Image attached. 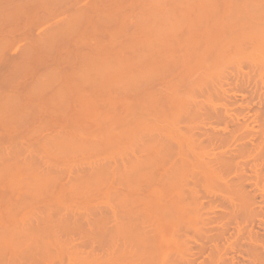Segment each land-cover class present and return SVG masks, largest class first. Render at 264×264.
Returning a JSON list of instances; mask_svg holds the SVG:
<instances>
[{
    "label": "rangeland",
    "instance_id": "1",
    "mask_svg": "<svg viewBox=\"0 0 264 264\" xmlns=\"http://www.w3.org/2000/svg\"><path fill=\"white\" fill-rule=\"evenodd\" d=\"M5 3L3 4V2H0V5H1V3L4 5H2L4 8H2V9H0V14H2V15H0V16H2V17H0V19H3V20H0V26L2 25V27H5L4 29L6 30V28H9L8 26H10L11 28L9 29V30H11V29H13L12 28V25H13V23H11L10 25H9V23L12 21V19H14V17L11 19V18H9L11 15H12V10L13 9H16L17 8V4H19V3H16V2H20V1H13L14 3H16V4H14V3H12V1H10L11 3H7V2H9V1H5V0H3ZM30 1H32V0H30ZM47 1V0H46ZM53 1H55V0H50L49 2V5H48V1L47 2H45V4H43V6H45L44 8H46V9H48V7H49V9L52 7V4H54V2ZM69 1H70V3H69ZM77 1H79V2H76ZM81 1H82V4H80L81 3ZM90 1L91 0H86V1H83V0H74V1H72L71 2V0H57V1H55V2H60L59 3V6H61V5H65V2H66V5L67 6H70V7H67L66 5L64 6V7H66V8H68V9H66V8H64L63 6L61 7L62 8V10H63V12H62V10H60L59 8V6H57L58 4H55L56 5V7L61 11V13L60 12H58L57 13V9H56V7L55 8H53L55 5H53V10L55 9L56 11H54L55 13V15L56 16H54V19L53 20H50V21H48L46 24L44 23V25L42 24V27L40 26H38V27H36V26H31V27H29V26H27V27H24L23 29V31L22 32H24V33H22V32H20V34H21V36H22V34H24L22 37L20 36V34H19V32L18 33H16V35L17 36H14V37H12V38H14L12 41H11V38L10 39H8L9 38V36H8V34H5V35H1L0 34V45L2 44H4L3 42H4V40H5V42H7L6 40L8 39V40H10L11 42H9L10 43V45H9V47L8 46H1L0 48L3 50V51H1V55H0V60L3 58V56L4 57H10V58H17L18 57V60L17 61H19V62H17V64L19 65V66H22V63L24 64L25 62V64L24 65H28V61H29V63H30V61H34V60H32V58H34V56H36L37 58L39 57V54H40V56H42L43 54L44 55H48L47 56V58L48 57H50L51 59L53 58V62H52V64H53V66L54 67H51L52 65H51V63H50V65L49 66H46L47 64V62L45 63L46 65H44L43 67L42 66H40V67H42L41 69H40V67L38 68L37 67V70H35V68H34V70H32L31 72L32 73H30L29 74V72H28V74L30 75V77L28 76V74H27V76L29 77V78H27V80H26V84H25V86L24 87H26V85H28L29 84V91H30V88L32 89L33 87V91L34 90H37V91H41V92H37L35 95L33 94V91H32V94L33 95H29L28 97L27 96H22V94H21V96L22 97H20V92L21 93H23V91L25 90V91H28V90H26L25 88H22V83L19 85L18 84V88L16 87V88H13L12 90H9V92L8 91H4V90H2V89H0V91H3V93H5V97L7 98V99H9V102H8V100H5L6 98L5 97H3L1 100H3V101H1L0 102V123L1 124H3V123H10L12 126H11V130H10V135L8 134V132L9 131H7L6 133V135L5 136H7V135H9L8 137L10 138H7V140L4 138V140H2L1 142H0V149H2V150H0V154L2 153V155H0V172H1V174L2 175H0V207H1V209H3V210H1L0 211V213L2 212L3 213V215H1L0 214V221L2 222L3 221V223H2V225L0 224V234L1 235H4V237L7 235V234H3V232L7 229V228H11V229H9V232H10V234H9V232H8V235H10V237H8V236H6L5 238L7 239V240H9V238H10V240L12 239V241L14 240L15 241V239H17L16 240V242H14V243H16V245L18 244L19 246H21V245H23L24 244V246H22V249H29L30 250V248H32L33 246H35V245H37V244H40V246L42 245V244H44L45 246H49V248H51L52 247V245H53V250L56 248V249H58V247H60V248H63V246L65 247V248H67L68 247V244H69V247H70V245H71V243H72V245H74V244H76V245H78L79 247H81L82 249H87V250H90L91 248H94L95 247V245L97 244V245H99L100 243L99 242H101L102 243V245L104 244V245H106V246H108L109 244H113V243H115V242H117V243H121L122 244V242H124L125 243V239H126V243L128 244V245H130L131 247H132V245H136V244H138V243H140L141 241V244L143 243V241H144V243H143V245H147V248L149 249V248H151V247H154V248H156V246H157V244L159 243L158 241H160V237L158 238V236H163V234L162 235H159V234H161L162 233V231H161V229L160 228H162V225L163 224H165L164 222H165V218H164V216H166V215H163V214H165V211L167 210V209H169V206L171 205L172 206V204H173V202L175 203L176 201H177V199H178V197H179V195L177 194V192H176V188H175V185L177 184H175V181H176V178L178 177V173L179 172H177V170H179V169H177L176 168V163L174 162V161H177L176 159H178L179 157H181V156H178V158H176V157H174L173 158V156H171V155H173V153L171 154V155H169L171 152H172V150H173V147L171 148V146H168V143L170 142L171 144H172V138H173V135H172V133L170 134V133H168L166 130H168V131H171L172 132V130L171 129H174V128H176V129H174V131L176 132V131H178V130H182L183 132H187V130H186V128H193V127H196L197 129L196 130H194V128H193V130H194V133L193 134H195L196 136H198V137H202L203 139H205L206 138V134H208V133H212V132H214L212 129L213 128H215V131H218V132H215V133H217V135L219 134V136L218 137H215L216 138V140L214 141H212V142H215V144L214 145H216V147H215V153H218L219 154V159H220V157L222 156V153H223V151H226V149H227V151L229 150V151H232V152H235L238 148H240L241 147V145H248V148L250 149V150H248V153H252L251 154V156L252 155H254L255 154V152L254 151H256V149L254 150L253 148H255V146H258L257 144H259V146L258 147H260V149H261V152H260V157H259V159H258V161H257V159L253 156V157H251V156H247L248 158H246L245 156H242L243 158L241 159V158H239V157H241V156H233L232 158H234L235 160H233V164H237V166H239V169H237L235 166V169H237V172L239 171V173L241 172V171H244L245 173H244V179L246 178V177H248V178H246L247 179V181H248V183H247V190L249 191V192H251V194H254L255 192L254 191H256V190H258V189H256L255 188V186H254V188H253V185H254V183H255V181H256V176H257V173L256 172H259L260 173V171H261V173L259 174L260 175V177H261V175L263 174L264 175V151H263V149H264V147H262V146H264L263 144H264V89H263V87H264V82L261 84V82L263 81L262 79H264V77H262V75L264 74L263 72H264V67L262 68V70H261V68H260V66L261 65H258L259 63H264V59H260V57L257 59L258 61L259 60H261V61H259V62H256V61H254L255 63H254V65H252L253 64V62H252V60H255V59H253L254 57L253 56H257V54H256V52H255V50H256V47H255V49H254V47H253V51L251 50V48H250V51L251 52H254L255 53V55H253V54H251V66H252V68H249V67H251V66H248L249 64H244V61L246 62V60H245V57L246 58H250V56H248V54H250V52L249 53H247L248 51L246 50L248 47L246 46V44L248 45V46H250L249 45V42H251L249 39L251 38V40L252 39H254V41H256L257 39V42H262L261 40L262 39H264V36H263V29H264V24H263V22H264V6H259V4H261V5H263L264 4V0H257L258 1V5L257 4H255V2L257 3V1L256 0H254V2H253V0H246V1H244V0H228V4H229V2H230V6L229 5H225L224 6V4L226 3L225 2V0H218V1H216V0H208V2L206 3V2H204V0H203V2H204V7H202V3L203 2H201L202 0H136L134 3L137 5V7H136V5L134 4V3H132V1H131V4H132V6L133 7H128L129 5L127 4V6H126V1L123 3L122 2V0H119V2L118 3H114L113 5H112V7H117V6H119L118 4L120 3V1L123 3V5L121 6L122 8H123V6L125 5V8H124V10L122 11V10H119V7L117 8L119 11H121V12H124L125 14H126V12H128V13H130V15L128 14V16H129V18L130 17H135L134 18V20H132V19H129L128 18V16H127V14L125 15L124 13H122V14H124V17L126 16V18L127 19H125L123 16H122V19L124 18L125 19V21L127 22L128 20H131L132 21V23H131V25H130V27H131V29L129 28V27H124V29L122 28L123 26H124V24L125 25H127V23H129V21L126 23V22H124V21H120L118 18H120L121 16H119L118 17V15L120 14V15H122L121 13H119V11L118 10H116V8L114 9V11L116 10V12H115V14L117 13V15H115V17H114V14L111 16V12L113 11L112 9H109L111 12H110V16L111 17H108V15L105 13V11H108V10H103V9H105L106 7H108V8H112L111 6H109L110 4H108V2L109 3H111V1L109 0V1H107V0H104V2H106L108 5L107 6H105L106 5V3H102V2H100L101 3V5L99 6V4H98V6L99 7H101V9L99 8V10L98 11H95V12H99V14L101 13V14H106V15H103V16H106V18L105 17H103L102 15H100V16H102V19H105V20H102V21H104L103 23V25L105 26L106 24H110L113 20V22L109 25V27H108V25L106 26V29L109 31V33H113L112 35H113V37H112V35L111 34H108L107 32H105L104 31V29H103V32H105V33H107L108 34V36L109 35H111V37L109 36V39H107L108 37L106 36V37H104V39H103V34L104 33H101V35L98 33V32H100L99 30H101V28H105V27H103V25L100 27V25H98V24H102V22H101V17H100V20L99 19H96L95 17H96V15H99V14H96L95 13V15H94V12H93V14L91 13V11L90 10H88V13H87V15L86 14H82V19H80L81 18V14H80V12H84L85 10H87V8L90 6L89 4H91L92 3V1H91V3H90ZM98 1V0H97ZM102 1V0H101ZM115 1V0H114ZM116 1H118V0H116ZM115 1V2H116ZM124 1V0H123ZM127 1H129V0H127ZM134 1V0H133ZM137 1H143L144 2V4L145 5H147L148 6V4L150 5V7H146L145 5H143V7H141L142 9L141 10H145L144 12H146V13H144V12H142L141 10H140V8H138V6H139V2H137ZM176 1V2H175ZM220 1V2H219ZM232 1V2H231ZM241 1H242V3L243 4H245V5H243V7L245 6V8H243L242 7V4H240L241 3ZM251 1V2H250ZM259 1H260V3H259ZM25 2V1H24ZM53 2V3H52ZM74 2V3H73ZM146 2V3H145ZM199 2H201V3H199ZM211 2V3H210ZM223 2H225V3H223ZM245 2V3H244ZM247 2V3H246ZM248 2H250L249 3V5L250 6H248V7H251L250 9L251 10H253V8H254V6H255V10H256V7L258 8V9H260L259 7H261L262 8V10L261 11H259V10H256V11H251V14H250V12H248V14H249V16L250 15H252L251 17H253V18H251L250 17V19H249V16L247 15H243V16H245V17H242V20H243V18H248V20H246L245 22H243V21H241V25L239 24L240 22V20L238 19L237 21L236 20H234V21H232V20H230V19H228L227 17H228V15L226 16V17H224V14H222L223 12H225L226 10L228 11H230V12H232L233 10H234V7L235 8H237V5L238 4H240V6L238 5V9H236V10H238V12H240L239 11V7H242L244 10H246V6L248 5ZM263 2V3H262ZM27 3V2H26ZM47 3V4H46ZM68 3V4H67ZM226 3V4H227ZM32 4V3H31ZM51 4V5H50ZM74 4V5H73ZM89 6H88V5ZM105 6V8H103V5ZM112 4V3H111ZM121 4V3H120ZM130 4V5H131ZM141 5L140 6H142V2L140 3ZM198 4L200 5L199 7H201V9L198 7ZM218 4V5H217ZM232 4V5H231ZM233 4H237V5H233ZM47 5V6H46ZM76 5V6H75ZM192 7H191V6ZM193 5H195V6H197L198 7V9H196L195 10V6H193ZM205 5H208V6H205ZM221 5H223L225 8V11L223 10V6L221 7ZM2 6H0V7H2ZM14 6H16V8L14 7ZM88 6V7H87ZM145 6V7H144ZM213 6H214V8H213ZM219 6V10L221 9V10H223V12L222 13H220V11H219V13L220 14H218V9H217V7ZM226 6L228 7L229 6V8L230 9H228V8H226ZM234 6V7H233ZM259 6V7H258ZM14 7V8H13ZM84 7H86V8H84ZM138 8V9H136V8ZM155 9H154V8ZM157 7H158V9H157ZM174 7L175 8V10L173 11L172 10V8ZM187 7L188 8V10L186 9L185 10V8ZM195 7V8H194ZM209 7H211L210 9L212 10V11H214L215 13L217 12V14H218V16H216L217 17V20H219L220 22L218 23L216 20H215V18L214 19H212V21H216V23H215V21L213 22L214 24H212V23H209V22H211V18L213 17V15L211 14V10H209ZM216 7V8H215ZM221 7V8H220ZM231 7H233V9L231 8ZM10 9V11H9V9ZM52 8H51V10H48V12H52ZM64 8V9H63ZM103 8V9H102ZM107 8V9H108ZM126 8H127V11H126ZM132 8H134V12H137V14L135 15V13H132L131 11L133 10ZM148 8H149V10H148ZM152 8H153V10H152ZM169 8V10H167ZM171 8V9H170ZM192 10V11H190V9ZM192 8H194V9H192ZM204 10H203V9ZM241 8V11H243V9ZM6 9V10H5ZM43 9V7L42 8H40V9H38L39 10V12L41 11ZM121 9V8H120ZM136 9V10H135ZM147 9V10H146ZM160 9H162V10H160ZM182 9V10H181ZM215 9H217L216 11H215ZM232 9V10H231ZM249 9V8H248ZM9 12H11V13H9ZM58 10V11H59ZM64 10H65V12H64ZM152 10V11H151ZM172 10V11H171ZM184 10V11H183ZM197 10H201L202 12H204L205 10L206 11H208L207 12V14L206 15H208V14H211V17L209 16H207V18H210V20H208V22L206 23L205 22V18H206V16H205V14L204 13H202L201 12V14H203V16L199 13V11H198V13H199V16H201V18L199 19L198 17H197ZM2 11V12H1ZM6 11V12H5ZM14 11V10H13ZM44 11V13H46L47 12V10L45 11V10H42L41 12H43ZM74 11H80L79 13H77L78 15H80L79 16V18L76 16V15H73L75 12ZM156 11V12H155ZM211 11V12H210ZM228 11V13H230ZM263 11V12H262ZM36 12V10L33 12V14ZM39 12H38V14H39ZM149 12V13H148ZM153 12V13H152ZM161 12V13H160ZM189 12H191V14L189 13ZM7 13H9V15L7 14ZM58 15H57V14ZM90 13L94 16L93 18H91V15H90ZM114 13V12H113ZM158 13V14H157ZM163 13V14H162ZM193 13H195V18H197L200 22H195L196 20H195V18H194V20H193V17H191V16H193L194 14ZM213 13V12H212ZM214 13V15H216ZM242 13H246L247 14V12H242ZM4 14V15H3ZM8 15V19H11L10 20V22L8 23V26L6 25V21H7V16H5V15ZM43 14V13H42ZM109 14V13H108ZM146 14V15H145ZM147 14H148V16H147ZM223 15V16H220V18H219V15ZM226 14H227V12H226ZM253 14H255L256 16L258 15L259 17H261V19H263V21H261V20H258V22H257V20H256V22L254 21V25H252L251 23H252V21L254 20V19H256L257 17L256 16H254ZM140 15H141V17H140ZM143 15V16H142ZM150 15V16H149ZM191 15V16H190ZM6 17V19H5V17ZM70 16H76L77 18H78V20H77V22L78 21H80L81 20V22L83 23H81L82 24V26H81V24H80V22L79 23H77V24H80V26L79 25H77V26H79L78 28H76L77 26L75 25L76 23L74 22L73 24L72 23H67L68 22V18L70 17ZM146 18H145V17ZM204 16H205V18H204ZM239 16H241V15H239ZM76 17H74L73 19H75ZM84 17H89V19L91 20H89V22H92V23H89L88 22V20L86 21L85 20V18ZM98 17V16H97ZM118 17V18H117ZM190 17V18H189ZM221 17H223V19L221 20ZM76 18V19H77ZM84 18V19H83ZM86 18V19H87ZM109 18V19H108ZM111 18V19H110ZM113 18V19H112ZM144 18V19H143ZM148 18V19H147ZM224 18H226V19H224ZM95 19V20H94ZM121 19V18H120ZM123 19V20H124ZM135 19H137V20H139L140 21V19H141V23L142 24H140L139 23V21H138V25H143V29L142 30H145V28L147 29V31H145V32H147V34H150V33H152V28H154V30H153V33H152V36L154 37H152L151 36V34H150V36H145V35H147L144 31H140V34H141V36L139 37L138 35H137V33H139V28H141L140 26L139 27H137L138 25H137V21L135 20ZM145 19H147V20H145ZM183 19H185V20H183ZM241 19V18H240ZM252 19V20H251ZM257 19H259V18H257ZM6 20V21H5ZM66 20H67V22H66ZM100 22H99V21ZM106 20H107V22H106ZM116 20L118 21H120V23H122V24H120V23H116V25L117 26H119L118 24H120V30H118V28H115V29H117L118 31H119V33L117 32H115L114 30H113V28L114 27H117V26H115V22H116ZM154 22H153V21ZM191 20H193V21H191ZM204 21L205 23H202V21ZM223 20H224V22H223ZM4 21V22H3ZM54 21V22H53ZM59 21H61L62 23H63V26H67V25H70V26H73V25H75V28L73 27V29H71V31L69 30V28H66V29H68V30H65V28H63L62 26L60 27V24H62V23H57V22H59ZM84 21H86V22H88V24L87 23H85ZM93 21L95 22V24L94 25H96V26H94L93 27ZM97 21H98V23H97ZM134 21H136L135 23H134ZM143 21V22H142ZM189 21V22H188ZM206 21H207V19H206ZM262 23H261V22ZM50 22V23H49ZM105 22H106V24H105ZM124 22V23H123ZM235 22V23H234ZM238 22V23H237ZM246 22L247 23H249L250 22V24H247V25H245L246 24ZM261 24H260V23ZM59 24V25H57V24ZM129 23V24H130ZM201 23V24H200ZM225 23V24H224ZM57 26H56V25ZM64 24H66V25H64ZM85 24V25H84ZM86 24H87V26H86ZM114 26H113V25ZM134 24H136V25H134ZM153 24V25H152ZM155 24V25H154ZM157 24V25H156ZM163 26H162V25ZM235 24H237V25H235ZM263 24V25H262ZM4 25H6V26H4ZM15 25V24H14ZM13 25V26H14ZM121 25H122V27H121ZM132 25H133V28H132ZM146 25V26H145ZM159 25V26H158ZM205 25V26H204ZM211 25V26H210ZM227 25V26H226ZM230 25V26H229ZM234 25V26H233ZM240 25V26H239ZM255 25H257V26H255ZM261 25V26H260ZM54 27L55 29H56V27H60V29L61 28H63V29H61V30H59L58 28H57V30L58 31H60V32H57V31H55L56 32V35H57V37H59V40L58 41H61L62 42V40L63 39H65V40H63V41H65V42H72L73 41V39H75V35L73 34L74 32H77V33H75V34H77V36H79L78 38H81L80 37V34H82L83 33V35L82 36H84V32H87L88 31V29L87 28H90L89 29V31H91V32H94V31H96V33H98L99 34V36L100 37H97V36H95V35H89V34H87V33H89V31L86 33V35H89V36H87V38L85 39L84 37H83V39L81 38V40H79V41H77L78 43H76V41L74 42H72L70 45L68 44V42L67 43H64V42H62V43H64L62 46L64 47H62L61 48V45H59L58 43L59 42H55L54 43V41H57V40H55V39H57L56 37H55V39H54V37L52 36L51 37V30H50V32H49V30L48 29H50L51 27ZM56 26V27H55ZM89 26V27H88ZM112 26H113V28H112ZM128 26V25H127ZM135 26L137 27V28H135ZM150 26V27H149ZM156 28H155V27ZM225 26H226V28L228 29L227 31H226V28H225ZM232 26V27H231ZM249 26H254V28H257L258 29V31H260V28H262L261 29V31L258 33V31H257V33H258V36L257 35H252V31H250L249 29H250V27ZM263 26V27H262ZM29 27V28H28ZM52 27V28H53ZM69 27V26H68ZM100 28L99 30L97 29V28ZM108 27V28H107ZM159 27V28H158ZM228 27H231V29L230 28H228ZM234 27H236V28H234ZM249 29H248V28ZM1 28V27H0ZM33 28V29H32ZM53 28V29H54ZM71 28V27H70ZM92 28V29H91ZM111 28V29H110ZM126 28L129 30V31H131L132 29V31H134V32H131V33H134L133 34V36H138L139 38L138 39H136V37L134 38L133 36H131V33H128L127 32V30H126ZM135 28V29H134ZM194 28V29H193ZM210 28V29H209ZM224 28H225V30H224ZM243 28H245L244 30H246L247 31V29H248V31H250L249 32V34H251V35H249L248 34V38L247 37H242V33L244 32L245 33V31L244 30H242ZM247 28V29H246ZM254 28L252 27L251 29L253 30V32H255V30H257V29H255L254 30ZM28 31H27V30ZM53 29H52V32H54L53 31ZM149 29V30H148ZM151 29V30H150ZM212 29H213V31H212ZM216 29V30H215ZM232 29H234V30H232ZM26 30V31H25ZM48 31V34H50V39H49V36H47L48 34H46L47 32L46 31ZM63 30V31H62ZM65 30V31H64ZM74 30V32H72ZM113 30V31H112ZM123 30V31H122ZM135 30L136 31H138L136 34H135ZM215 30V31H214ZM221 30H223L224 31V33L226 32H229V30H232V31H234L233 32V34L231 35L230 33H232V31H230L228 34H223L222 33V31ZM14 31V30H13ZM111 31V32H110ZM122 31V32H121ZM125 31V33H123ZM151 31V32H150ZM195 31V32H194ZM198 31V32H197ZM211 31V32H210ZM235 31H238V34H236L235 33ZM247 31V32H248ZM12 32V31H11ZM28 32V33H27ZM64 32V33H63ZM69 32H70V34H69ZM79 32H81V33H79ZM101 32H102V30H101ZM115 32V33H114ZM142 32H143V35H142ZM149 32V33H148ZM188 32V33H187ZM219 32V33H218ZM242 32V33H241ZM31 35H30V34ZM43 33V34H42ZM79 33V34H78ZM145 33V34H144ZM198 33V34H197ZM213 33H215V34H213ZM223 34V36L221 35V34ZM241 33V34H240ZM261 33V34H260ZM27 34V35H26ZM45 34H46V36H47V41H46V39H45V41H46V44H44V45H42L41 46V48L40 49H38V48H35V50H33L34 48H32V50L31 49H29V50H31V51H34V52H32V53H30L28 50V52L30 53L29 55H27V56H25L26 55V53L27 52H25V50H26V48H27V46L30 44V41H32V39H33V37H31V36H41V37H43V36H45ZM55 34V33H54ZM53 33H52V35H54ZM61 34H64V35H61ZM65 34L67 35L68 34V36L69 37H71L70 38V41L69 40H67L66 38H68V36H65ZM114 34H116V36H114ZM121 34V35H120ZM129 34V35H128ZM165 34V36L163 37V35ZM213 34V35H212ZM256 34V33H255ZM19 35V36H18ZM25 35H26V37H25ZM30 36V38H27V37H29ZM43 35V36H42ZM55 35V36H56ZM58 35H60V36H58ZM73 35V36H72ZM105 35V34H104ZM120 35V36H119ZM123 35H126L128 38H126V36H123ZM219 36V38H218V36ZM234 35H236V36H234ZM237 35H239L240 37H239V40L241 41V39L243 38V40L242 41H244V43H245V45H244V43H242L243 45L242 46H244V48H245V46L247 47L246 49H243L241 46H239V48L241 47L242 48V50H246L245 52L244 51H242L243 53H245V54H247L246 56H244L243 54H240L239 55V53L241 52V51H238L239 49H238V45L240 44V43H237L238 45H237V49H236V45L234 46V43H233V41H234V39H235V37H237ZM245 35H247L246 33H245ZM261 35H262V37H261ZM76 36V37H77ZM102 36V37H101ZM145 36V38L143 39V37ZM155 36H157L156 38H155ZM232 36H234V37H232ZM257 37V39L255 40V38ZM2 37L4 38V37H7V38H4V39H2ZM16 37V38H15ZM20 37V38H19ZM72 37H73V39H72ZM117 37H119V38H117ZM131 37H133V38H131ZM147 37V38H146ZM163 37V38H162ZM220 37H222V38H220ZM254 37V38H253ZM22 38V39H21ZM28 40H27V39ZM54 39V41H53V43H52V40ZM78 38H76V40H78ZM112 38V39H111ZM129 38H130V40H129ZM24 39V40H23ZM30 39V40H29ZM52 39V40H51ZM69 39V38H68ZM124 39V40H123ZM237 39V38H236ZM43 40V39H42ZM50 40V41H49ZM112 40V41H111ZM123 40V41H122ZM129 40V41H128ZM132 40H134V41H132ZM21 41V42H20ZM83 41V42H82ZM122 43H120V42ZM188 41V42H187ZM232 41V42H231ZM253 41V42H254ZM60 42V43H61ZM101 42V43H100ZM105 42V43H104ZM125 42V43H124ZM126 42H128L127 44L128 45H126ZM133 42V43H132ZM137 42V43H136ZM140 42V43H139ZM257 42H255V43H257ZM263 42H264V40H263ZM48 43V44H47ZM74 43V44H73ZM117 43H119V44H117ZM139 43V44H138ZM185 43V44H184ZM230 43H232V46H234V47H232L231 45H230ZM67 45V48H66V45ZM78 44V45H77ZM100 44H102V48H101V46H99ZM115 44V45H114ZM251 44V43H250ZM27 45V46H26ZM58 46V48L57 49H55L56 47L55 46ZM76 45V46H75ZM92 46V48H94V46L96 47V46H98V47H96V48H94L95 50H92V48H91V51H90V53L88 54V51L90 50V47ZM111 45V46H110ZM112 45H114V46H112ZM119 45H121L120 47L121 48H119ZM241 45V44H240ZM44 46V47H43ZM59 46H60V48H59ZM106 46V47H105ZM107 46H108V48H111V50H110V52H109V50H108V48H107ZM117 46V48H119V49H117L116 50V48H114V47H116ZM227 46H229L228 48H227ZM251 46H252V44H251ZM253 46H254V44H253ZM8 47V48H7ZM54 47V48H53ZM82 47V48H81ZM86 47H87V49H86ZM89 47V48H88ZM46 48V49H45ZM71 48V49H70ZM73 48V49H72ZM97 48H98V50H97ZM106 48V50H107V53L106 52H104V50L103 49H105ZM113 48V49H112ZM224 50H223V49ZM229 48H231V50H230V54H229ZM233 48H235V50H237V52H239V53H237V52H235L236 54H234L233 55V53H232V49ZM0 49V50H1ZM59 49H60V52H62V53H57V54H55L54 52H58L59 51ZM70 49V50H69ZM81 49V50H80ZM102 49V50H101ZM188 49V50H187ZM196 50V52H195V50ZM222 51H224V53L223 52H221V50ZM257 49H259V46L257 47ZM37 50V51H36ZM43 50V51H42ZM56 50V51H55ZM83 50V51H82ZM86 50V51H85ZM99 50H101V51H99ZM105 50V51H106ZM113 50L114 51H116V52H113ZM202 50V51H201ZM228 50V51H227ZM234 50V49H233ZM263 50L264 49H262V51L261 52H263ZM6 51V52H5ZM35 51H36V53L38 54H35ZM40 51V52H39ZM50 51H51V53H50ZM81 51V52H80ZM94 52V54H92L93 52ZM96 51V52H95ZM98 51H99V54H98ZM102 51L104 52V54L102 53ZM187 51V52H186ZM216 51H218L217 53H216ZM259 51H260V49H259ZM259 51L257 50V53H259ZM24 52H25V55H23L24 54ZM87 52V53H86ZM92 52V53H91ZM185 52H186V54H188V55H186L185 54ZM191 52V53H190ZM199 52V53H198ZM214 53V55H212V54H209V53ZM223 53L224 54V57H220L219 55H221V56H223V54H221V53ZM225 52H226V54H225ZM228 52V53H227ZM234 52V51H233ZM241 52V53H242ZM43 53V54H42ZM46 53V54H45ZM64 53V54H63ZM95 53H97V54H95ZM110 53V54H109ZM207 53V54H206ZM215 53L217 54V55H215ZM31 54H35L34 56H31ZM73 56H72V55ZM91 54H92V56H91ZM102 54V55H101ZM193 54V55H192ZM194 54H199L200 56H199V58L196 56V55H194ZM206 54V55H205ZM237 54L239 55V56H237ZM263 54H264V52H263ZM23 55V56H22ZM53 55H54V57H57V59H59V60H61L62 62H64V60H65V62H69V65L71 64V67H72V65H73V63L75 64V65H73V68H74V66H75V69L77 70H75V69H73V68H70L68 65V67L69 68H66V69H68V71H72V70H74V72L76 71L77 72V75L79 74L80 75V77H82V78H80L79 77V75H78V77H76L75 76V74H71L72 72H70V77L72 76V78H78L77 79V81H75L76 79H70V80H72L73 82H70V80H67V76H68V74H67V70H65L64 69V67H67V66H65L64 65V63L62 64L63 66V68L58 64V60H57V63L54 61V57H53ZM60 55V56H59ZM68 55V56H67ZM71 55V56H70ZM225 55H227V56H225ZM233 55V56H232ZM253 55V56H252ZM261 55V57L262 56H264V55H262V53L260 54ZM20 56H22V58L20 57ZM28 56H29V59H28ZM63 56V57H62ZM64 56L67 58V57H69V58H71V57H73V58H71V59H64V60H62L63 58H64ZM204 57V58H202V57ZM206 56V57H205ZM213 56H216V57H214V58H216L220 63H218L217 62V60L216 59H213ZM220 58H219V57ZM255 56V57H256ZM2 57V58H1ZM20 57V58H19ZM31 57V58H30ZM62 58V59H60V58ZM203 59H201V58ZM212 58V59H207V58ZM218 57V58H217ZM24 58H26L25 60L26 61H23V59ZM36 58V59H37ZM50 58H48V59H50ZM79 60H78V59ZM197 58V59H196ZM227 58H229V59H227ZM235 58H238V60L237 59H235ZM264 58V57H263ZM5 59V58H4ZM4 59H2V60H4ZM6 59H8V58H6ZM19 59H22V61L21 60H19ZM35 59V60H36ZM73 59V60H72ZM81 59V60H80ZM206 60V62H205V60ZM221 59V60H220ZM232 59L234 60V61H232ZM244 59V60H243ZM56 60V59H55ZM194 60V61H193ZM199 60V61H198ZM210 60L212 61V62H210ZM240 60V61H239ZM46 61H48L47 59H46ZM72 61V62H71ZM187 61V62H186ZM197 61H198V63L199 62H201V63H203V64H201L202 65V67L205 69V70H207V69H209L210 68V65H211V68L213 69V67H215L216 69H213L214 70V72L213 73H209V75H208V78H210V79H208L211 83V85H210V87L212 88L213 87V90L214 91H216V95L214 94L215 92H213L212 91V89L210 88V87H208L209 88V90H208V88L207 87H205V85H206V83H204L203 82V84H202V81H203V79H201V81H198V79H200V77L201 76H203V73H205V71H204V69L201 67H199L198 65H197ZM248 61V60H247ZM21 62V64H19ZM49 62H51V61H49ZM61 62V63H62ZM182 62H184V63H182ZM213 62L215 63V66L213 65ZM223 62H226V63H223ZM228 62V63H227ZM229 62H230V64H229ZM249 62V61H248ZM247 62V63H248ZM55 63H56V65H55ZM60 63V62H59ZM60 63V64H61ZM77 63V64H76ZM193 64L192 66H190L191 67V69H190V67H189V64ZM250 63V62H249ZM2 64V61L0 62V65ZM16 64V66H18ZM49 64V63H48ZM217 64H220V65H217ZM225 64V65H224ZM14 65V64H13ZM23 65V66H24ZM59 66L60 68H61V70H62V73H58V71H61V70H59L58 69V71H57V69L56 68H58V67H55V66ZM198 66L199 67V69L198 68H196V67H194V66ZM222 65V66H221ZM241 65V66H240ZM256 65V66H255ZM264 65V64H263ZM262 65V66H263ZM46 66V67H45ZM188 66V67H187ZM220 66H221V68H220ZM253 66H254V69H253ZM48 67V68H47ZM192 67H194L193 68V71H194V69L196 68V70L199 72H197L196 70L193 72L192 71ZM217 67H219V68H217ZM223 67V68H222ZM256 67V68H255ZM52 68V69H51ZM55 68V69H54ZM210 68V69H211ZM0 69H2L1 68V66H0ZM70 69V70H69ZM180 69V70H179ZM187 69V70H186ZM190 69V70H189ZM202 69H203V71H202ZM209 69V70H210ZM3 70V69H2ZM48 70V71H47ZM56 70V72H55V74H63V77H62V75H59V76H61L60 78L59 77H57V75L55 76L54 75V77L55 78H59V79H57V81H55L56 79H54L53 80V78H49V74L51 75V74H53V72ZM63 70H65V73L67 74V76H66V74H64V72H63ZM179 70V71H178ZM186 70V71H185ZM188 70L190 71V73L188 72ZM208 70V71H209ZM261 70V71H263V72H261V73H263V74H261L259 71ZM35 71V72H34ZM67 71V72H66ZM175 71H177V72H179L178 74H177V72L175 73ZM4 72V71H3ZM195 73V74H192V73ZM197 72V73H196ZM203 72V73H202ZM209 72H212V70H210ZM245 72V73H244ZM251 72V73H250ZM182 73H188V74H186V76L188 75L189 76V74H190V76H193V77H189V79H184V78H186V77H184L185 76V74H182ZM228 73V74H227ZM259 73L261 74V77H259L260 79H261V82L258 80L259 78L257 77V75H259ZM31 74H33V75H31ZM85 74V75H84ZM180 74V75H179ZM192 74V75H191ZM82 75V76H81ZM144 75V76H143ZM183 75V76H182ZM197 75V76H196ZM200 75V76H199ZM207 75V72H206V74L203 76V78H204V80L206 79L205 78V76ZM211 75V76H210ZM214 75V76H213ZM217 75V76H216ZM220 75V76H219ZM232 75H233V77H232ZM243 75V76H242ZM255 75V76H254ZM37 76V77H36ZM47 76V77H46ZM150 76H152V77H150ZM179 76H181V80H183V81H188L189 80V82L187 83V81H186V83H183V81H181V83H180V77ZM210 76V77H209ZM246 76V78L247 79H249V80H246V78H243V77H245ZM248 76V77H247ZM253 76V77H252ZM264 76V75H263ZM43 77V78H42ZM69 77V78H70ZM167 77V78H166ZM179 77V78H178ZM207 77V76H206ZM212 77H214V79L212 78ZM231 77V78H230ZM252 77V79H250ZM255 77V78H254ZM33 78V79H32ZM47 78L50 80L51 79V81L53 82V81H55V83H53V84H48V83H51V81H47L46 82V80H47ZM65 80H64V79ZM68 78V79H69ZM158 78V79H157ZM162 78H165V79H163L162 80ZM169 78V79H168ZM178 78V80H176ZM188 78V77H187ZM198 78V79H197ZM221 78V79H220ZM238 78V79H237ZM31 79H32V81H31ZM36 80V83H35V80ZM155 79V80H154ZM156 79L157 80H159V81H156ZM161 79V80H160ZM207 79H206V81H207ZM215 79H217V80H215ZM225 79V80H224ZM237 79V80H236ZM243 79V80H242ZM255 79V80H254ZM30 81V82H28L27 83V81ZM34 80V81H33ZM63 80V81H62ZM153 80V81H152ZM164 80H166V82L169 84H167V87L169 86V88L168 89H170L171 88V84H173V86L174 85H176V86H180L181 88H179L177 91L174 89V92L176 91V93L177 92H179V94H176V97L178 98H174V96H173V94H175V93H173V92H171V91H173L172 89L174 88V87H172V89H171V91H169L165 86H166V84H163L164 83ZM168 80V81H167ZM197 81L196 83H195V81ZM219 80V81H218ZM246 80V81H245ZM254 80V81H253ZM38 81V82H37ZM42 81V82H41ZM69 81V82H68ZM160 81H161V83H160ZM177 81L179 82V83H177ZM192 81L194 82L193 84H191L192 83ZM214 81V82H213ZM236 81V82H235ZM239 81V82H238ZM248 81V82H247ZM259 81V82H258ZM64 82H66V84L64 85ZM67 82L69 83V85L67 84ZM76 82V83H75ZM152 82V83H151ZM155 82V83H154ZM163 82V83H162ZM171 84H170V83ZM175 82V83H174ZM191 82V83H190ZM258 82V83H257ZM35 83V84H34ZM38 83H41V84H38ZM42 83H45V84H42ZM46 83H47V87H45V85H46ZM75 84V86H74V84ZM201 83V84H200ZM214 83V84H213ZM237 83V84H236ZM255 83V84H254ZM36 84L37 85H40L41 87H42V85H43V87L41 88V87H39V86H36ZM72 84V85H71ZM81 84V85H80ZM156 84V85H155ZM235 84V85H234ZM258 84V85H257ZM152 85V86H151ZM160 85V86H159ZM203 86V87H205V88H207V90H206V92H204V94L206 93L207 95H208V99H209V97H211L212 99L209 101L210 102V104H209V107H210V105L213 107L214 106V108H216V107H218V108H216V109H219L218 111H221V110H224V111H222V113H220L219 112V114H221L220 115V117H219V114L218 115H211V116H209V117H211L210 118V120L208 119L209 117H207V119L205 118L206 117V113H204V114H202V115H198V117H196L197 115H194V114H188V107H187V110L185 111V112H187L186 114L185 113H183L182 115H184L183 117L181 116V118H183V119H181L180 117L178 118V120H184V117H186L187 115V119L186 120H184V123H182L181 121H178L177 119H176V121H175V123H172V121H171V119L170 118H173V114H172V116H171V113H173V112H168L167 110L169 109V105H167L169 102H170V110H172L173 109V107L174 106H176V107H178V105L180 106V104H178V105H176V103L174 104V106L172 105V101H168V103L165 101V103L166 104H164L163 106H162V104H163V102H162V100L161 99H159V98H157V96L160 94V97L161 96H163V99H164V97L166 96L164 93H166L167 92V94L168 93H172V94H169L171 97H173V98H171V97H169L170 98V100L172 99V100H174L175 102H178V101H181V99H182V101L181 102H178V103H182L183 102V100H185V98L184 97H186V96H188L189 97V95H187L188 94V92H186V90L187 89H189V88H195V86H199V87H201V86ZM69 86V87H68ZM158 86V87H157ZM165 87V92L163 91H161V90H164V87ZM258 86V87H257ZM28 87V86H27ZM78 87V88H77ZM244 87V88H243ZM247 87V88H246ZM157 88V89H156ZM198 87H196V89L195 90H197V92L196 93H198L199 94V92H200V89L198 88ZM237 88V89H236ZM82 89V90H81ZM154 89V90H153ZM168 91H167V90ZM236 89V90H235ZM81 90V91H80ZM156 90H158V94H157V91ZM180 90V91H179ZM181 90H185V92H186V94H184V95H182V94H180V92H183V93H185L184 91H181ZM199 90V91H198ZM233 90V91H232ZM258 90V91H257ZM142 93H140V92ZM156 92L155 94H153V92ZM161 91V92H160ZM192 91V90H191ZM207 91H209V93H207ZM224 91H226L227 92V96H226V94H225V92ZM81 92V93H80ZM129 92V93H128ZM152 92V93H151ZM160 92V93H159ZM195 92H194V94H195ZM210 92L211 93H213L212 95L210 94ZM231 92V93H230ZM1 94H2V92H0ZM30 93V92H29ZM56 93V94H55ZM77 93V94H76ZM152 95H151V94ZM161 93H163V94H161ZM191 93V92H190ZM189 93V94H190ZM219 93H221V94H219ZM255 93V94H254ZM31 94V93H30ZM41 94V95H40ZM103 94V95H102ZM105 94V95H104ZM132 94V95H131ZM147 94H150V96L149 95H147ZM156 94H157V96H156ZM194 94H192L194 97H195V100H197L196 102H201V101H203L204 102V100L205 101H207V95H206V98L204 97V96H201L200 94V96L199 95H194ZM209 94H210V96H209ZM218 94V95H217ZM56 95V96H55ZM70 95V96H69ZM91 95V96H90ZM140 95V96H139ZM143 95V96H142ZM154 95V96H153ZM169 95H167V97L169 96ZM178 95V96H177ZM183 96V98H181L180 99V97H182ZM186 95V96H185ZM191 95V94H190ZM191 95V96H192ZM221 95V96H220ZM225 95V96H224ZM42 96V97H41ZM71 96H73V97H71ZM107 96V97H106ZM120 96H121V98H120ZM147 96H148V99L150 100V98L152 99V98H154L155 100H156V98L160 101L161 100V102H162V104H159V102H158V100H156L158 103H156L155 105L156 106H154V105H150L149 103L152 101H150L148 104H146L147 103ZM190 96V97H191ZM192 96V97H193ZM218 96V97H217ZM251 96V97H250ZM254 98H253V97ZM11 97V98H10ZM45 97V98H44ZM68 97V98H67ZM104 97H105V99H106V102H105V99H104ZM132 97V98H131ZM159 97V96H158ZM188 97H186V98H188ZM189 97V98H190ZM200 97H201V99H200ZM205 99H204V98ZM214 97H216V98H214ZM260 97V98H259ZM5 98V99H4ZM14 98V99H13ZM80 98V99H79ZM123 98V99H122ZM126 98V99H125ZM162 98V97H161ZM188 98V99H189ZM221 98V99H220ZM263 98V99H262ZM21 99V100H20ZM129 99V100H128ZM138 99V100H137ZM146 102H144L143 100ZM147 99V100H146ZM153 99V100H154ZM187 99V100H188ZM191 99V100H190ZM188 101L189 102H192L193 101V99L192 98H190ZM204 99V100H203ZM217 99V100H216ZM223 99V100H222ZM228 99V100H227ZM254 99V100H253ZM5 100V101H4ZM10 100L12 101V102H10ZM15 100V101H14ZM19 100V101H18ZM81 100V101H80ZM82 100H83V102H82ZM96 100V101H95ZM140 100V101H139ZM166 100H169V99H167L166 98ZM178 100V101H177ZM187 100H185L184 102H185V104L184 103H182L183 104V106L180 108V109H182V110H180V114H181V112L183 111V107H185V105L187 106ZM194 100V101H195ZM213 100V101H212ZM221 100V101H220ZM7 101V102H6ZM114 101V102H113ZM117 101V102H116ZM139 103V104H136L137 102ZM173 101V102H174ZM218 101H219V103H218ZM227 101V102H226ZM229 101V102H228ZM89 102V103H88ZM95 102V103H94ZM97 102H99V104H100V106H97L98 105V103ZM122 102V103H121ZM141 102H144L143 104H142V109L144 110V113L143 112H141V111H143L142 109H141V107L139 108V106H141L140 104H141ZM153 102H155V101H152L151 102V104L153 103ZM208 102V101H207ZM208 102V103H209ZM215 102V103H214ZM84 103V104H83ZM114 103H116V104H114ZM119 103H120V105H119ZM213 103V104H212ZM15 104V105H14ZM86 104V105H85ZM90 104V105H89ZM107 104V105H106ZM113 104V105H112ZM123 104V105H122ZM138 105L137 107V109L135 110V108L133 109V107H135V105ZM154 104V103H153ZM161 105V109H159L158 107H157V105ZM189 104V103H188ZM191 104V103H190ZM216 104H218L217 106H216ZM48 105V106H47ZM75 105V106H74ZM93 105V107H90V106H92ZM102 105V106H101ZM127 105V106H126ZM129 105V106H128ZM225 105V106H224ZM4 106V107H3ZM6 106H8V107H6ZM47 106V107H46ZM107 106V107H106ZM121 106V107H125L126 106V108L128 107H131L132 109H133V111H135V112H133L132 113V109L131 108H127L130 112L129 113H127V115L125 114V112L123 111H120V109H119V107ZM164 106H165V108L168 106V109H166V112H168L167 113V115L169 116V119L165 116V118H167L170 122L168 123V124H165V123H167L168 122V120L167 119H165L164 118V120H163V116H164V113L162 114V112H160V111H163L162 110V107H163V109H164ZM173 106V107H172ZM222 108H221V107ZM13 107H15V108H13ZM35 107V108H34ZM60 107H62V108H60ZM78 107V108H77ZM95 107V108H94ZM100 107V108H99ZM118 107V108H117ZM148 107V108H147ZM154 107H156V108H158L157 110L159 111V113L160 114H162V115H160L161 116V118L159 117V118H156V117H158L159 115H155V114H153L152 113V115H150V116H153V115H155V118L153 119V117H150L148 114L150 113V112H153V109L152 108H154ZM2 108V109H1ZM17 108H19V109H17ZM27 108V109H26ZM31 108V109H30ZM80 108V109H79ZM126 108L125 109H123V108H121V110L123 109V110H126ZM149 108H151L152 109V111H151V109H149ZM211 108V107H210ZM131 109V110H130ZM139 109V110H138ZM146 109H147V111L149 110V113L146 115ZM176 108H174V110H175ZM228 109V110H227ZM9 110V111H8ZM57 110V111H56ZM68 110V111H67ZM86 110H88L87 112H89V113H91L92 111V113H93V115H92V113L91 114H89L88 113V115H90V117H92V118H89V116L87 115V117L85 118V114H87V112H86ZM99 110V111H98ZM127 110V111H128ZM165 110V109H164ZM169 110V111H170ZM173 110V111H174ZM12 111V112H11ZM17 111V112H16ZM83 111V112H82ZM86 113H85V112ZM101 111H103V112H101ZM126 111V112H127ZM158 111L156 112L155 110H154V113L156 112V114H159L158 113ZM206 110H204V112H205ZM54 112V113H53ZM79 112H81L82 114H80ZM107 112V113H106ZM184 112V111H183ZM5 113V114H4ZM75 113V114H74ZM83 113H85V114H83ZM109 113V114H108ZM113 113V114H112ZM131 113V114H130ZM135 113V114H134ZM174 113H177L176 115L174 114V116L176 117H178V113L179 112H177V110L174 112ZM203 113V112H202ZM228 113V114H227ZM40 114V115H39ZM49 114V115H48ZM80 114V115H79ZM99 114V115H98ZM117 114V115H116ZM119 114V115H118ZM140 114V115H139ZM142 114H143V116H142ZM60 115V116H59ZM85 115V116H84ZM109 115V116H108ZM111 115V116H110ZM123 115V116H122ZM129 115H132V116H129ZM134 115H136V116H134ZM166 115V114H165ZM190 115H194L193 117L192 116H190ZM227 115V116H226ZM259 115V116H258ZM75 116H77L76 118H75ZM80 116V117H79ZM96 116H97V118H96ZM102 116V117H101ZM121 116V117H120ZM146 116V117H145ZM189 116H190V119L192 120H190L189 119ZM218 116V117H217ZM54 117V118H53ZM74 119H73V118ZM93 117H95L96 119H94ZM120 117V118H119ZM136 117V118H135ZM174 117V118H175ZM213 117H216V118H213ZM223 117V118H222ZM21 118H23V119H21ZM53 118V119H52ZM64 118V119H63ZM77 118H78V120H77ZM81 118V119H80ZM102 118V119H101ZM138 118H141V119H138ZM143 118V119H142ZM173 118V119H174ZM199 118V119H198ZM219 118V119H218ZM29 119H30V121H29ZM34 119V120H33ZM36 119H39V120H36ZM60 119V120H59ZM68 119V120H67ZM76 119V120H75ZM83 119V120H82ZM88 119V120H87ZM92 119V120H91ZM123 119H125V123H124V120L122 121ZM134 119V120H133ZM160 119L161 120H163V121H161L162 123H160ZM172 119V120H173ZM217 119V120H216ZM222 119H223V121H222ZM226 119V120H225ZM1 120H2V122H1ZM22 120H24V121H22ZM63 120V121H62ZM67 122H66V121ZM85 120V121H84ZM90 120V121H89ZM99 120V121H98ZM132 120V121H131ZM144 120V121H143ZM145 120H147V121H145ZM149 120H151L152 122H154L156 125H157V128L155 129V128H153V129H151L152 130V132L154 131V130H156V132L154 131V133H152L151 132V130H150V126H146V125H149V124H147V123H149L150 121ZM154 120V121H153ZM165 120H167L165 123H164V121ZM175 120V119H174ZM197 120V121H196ZM213 120V121H212ZM6 121V122H5ZM18 121V122H17ZM34 121V122H33ZM36 121V122H35ZM65 121V122H64ZM68 121H69V123H68ZM72 121V122H71ZM84 121V122H83ZM98 121V122H97ZM103 121V122H102ZM110 121V122H109ZM123 122L127 127H129V129L128 128H126L125 127V125H123L122 126V123H120V122ZM137 121H139L142 125H144V129L142 128V126L139 124V129H140V127L143 129H141V131H138L137 130V128H135V126H137L138 127V124L137 123H139V122H137ZM178 121V122H177ZM187 121V122H186ZM194 121V122H193ZM219 121V122H218ZM20 122V123H19ZM25 122V123H24ZM32 122V123H31ZM90 122V123H89ZM117 122H119V123H117ZM131 124V123H136V125L134 126V128H135V131H133L134 129L132 128L133 126V124H131V128H130V126H128V125H130L129 123ZM145 122H146V125H145ZM174 122V121H173ZM179 122H180V126L179 125H177V124H179ZM188 122H191V123H188ZM197 122H198V124H197ZM215 122V123H214ZM237 122V123H236ZM15 123V124H14ZM65 123H67V124H65ZM75 123V124H74ZM88 123V124H87ZM92 123V124H91ZM96 123V124H95ZM128 125H127V124ZM154 123H151L150 125H151V128L154 126H156ZM170 123H172L173 124V126L170 124ZM185 123H186V125H185ZM194 123V124H193ZM200 123V124H199ZM211 123H212V125H211ZM214 123V124H213ZM222 123V124H221ZM32 126H30V125ZM57 124V125H56ZM79 124V125H78ZM91 124V125H90ZM107 124V125H106ZM114 124H116V125H114ZM165 124V125H164ZM171 126H170V125ZM245 124V125H244ZM21 125V126H20ZM40 125V126H39ZM60 125V126H59ZM66 125V126H65ZM93 125V126H92ZM114 125V126H113ZM120 125V126H119ZM162 125V126H161ZM174 125H176L175 127H174ZM190 125V126H189ZM35 126V127H34ZM63 126V127H62ZM82 126H83V128H82ZM96 126V129L95 128H93V127H95ZM161 126V127H160ZM188 126V127H187ZM212 126V127H211ZM16 127V128H15ZM22 127V128H21ZM34 127V128H33ZM40 127H42V128H40ZM69 127V128H68ZM101 127V128H100ZM110 127H112V129L110 128ZM114 127V128H113ZM119 127H121V128H119ZM124 129H123V128ZM147 129H146V128ZM164 127H170V128H165V131L163 130L164 129ZM186 127V128H185ZM246 127V128H245ZM247 127H248V129H247ZM30 128V129H29ZM92 128V129H91ZM107 128V129H106ZM159 128H163V129H159ZM181 128V129H180ZM15 129H17V130H15ZM23 129V130H22ZM91 131H90V130ZM95 129V130H94ZM110 129V130H109ZM126 129H128V130H126ZM159 129V130H158ZM222 129V130H221ZM246 129L247 130H249V131H246ZM103 130V131H102ZM105 130V131H104ZM137 130V131H136ZM12 131V132H11ZM121 131V132H120ZM131 131H133V133L131 132ZM162 132V135H159V134H161L160 132ZM180 131H178V132H180ZM237 131H238V134H237ZM31 132V133H30ZM45 132V133H44ZM67 132H69V133H67ZM93 132V133H92ZM103 132V133H102ZM106 132V133H105ZM110 134H109V133ZM134 132H135V134H134ZM145 132V133H144ZM157 132H159V133H157ZM164 132H167L166 134H170V136L169 137H166L167 135H165V133ZM200 132V133H199ZM202 132V133H201ZM206 134H205V133ZM208 132V133H207ZM232 132V133H231ZM1 133H4V131H3V129L1 128L0 129V134ZM13 133V134H12ZM21 133V135H19ZM26 133V134H25ZM59 133H60V136L62 137H60L59 136ZM64 133V134H63ZM74 133V134H73ZM113 133H116V134H113ZM149 133V134H148ZM181 133V132H180ZM190 133V132H189ZM244 133H246L247 135L245 136V137H243V139L241 138V135H243ZM13 136H12V135ZM127 134V135H126ZM174 134V133H173ZM183 134V133H182ZM187 134V135H186ZM184 133V135L183 136H186L185 138L187 139H189L190 140V138L188 137L189 135H188V133ZM198 134V135H197ZM202 134V135H201ZM42 135V136H41ZM121 135V136H120ZM157 135V136H156ZM165 135V136H164ZM175 135V134H174ZM179 135V134H178ZM201 135V136H200ZM234 136V135H237V141L235 142V143H232L229 147H230V149H229V147H228V145H227V142L225 143V141H226V139L227 140H229L230 138H231V136ZM240 135V136H239ZM27 136V137H26ZM57 136V137H56ZM113 136V137H112ZM117 137V139H115L116 137ZM180 136V135H179ZM216 136V135H215ZM227 136H228V138H227ZM3 137V136H2ZM30 137V138H29ZM67 137V138H66ZM154 137V138H153ZM157 137V138H156ZM171 137V138H170ZM175 137H177V136H174V138L173 139H175V140H173L174 141V143H176L175 145H179V143H181V142H183V140L185 139H176ZM182 137V136H181ZM25 138V139H24ZM38 138V139H37ZM45 138V139H44ZM99 138V139H98ZM131 138L133 139V140H131ZM156 138V139H155ZM197 138V137H196ZM202 138H198L199 139V143H201V141H202V144H203V146L201 145V147H204L205 146V144H207ZM214 138V139H215ZM220 138L222 139V141L220 140ZM225 138V139H224ZM239 138V139H238ZM9 139V140H8ZM89 139V140H88ZM129 139V140H128ZM187 139V140H188ZM202 139V140H201ZM207 139V138H206ZM225 141H224V140ZM241 139V140H240ZM30 140V141H29ZM47 140V141H46ZM131 140V141H130ZM140 140V141H139ZM143 140V141H142ZM161 140H162V142H161ZM170 140V141H169ZM178 140H180L181 142H179ZM4 141V142H3ZM9 141V142H8ZM28 141V142H27ZM90 141V142H89ZM119 141V142H118ZM151 141H152V143H151ZM169 141V142H168ZM245 141V142H244ZM103 142V143H102ZM139 142H141V144L139 143ZM158 142V143H157ZM166 142V144H167V146L168 147H170V148H168L167 150H169V149H171V152H170V150H169V152L165 149V146H166V144H164ZM168 142V143H167ZM179 142V143H178ZM185 142V141H184ZM183 142V143H184ZM234 142V141H233ZM239 142V143H238ZM260 142V143H259ZM15 145H13V144ZM18 143V144H17ZM107 143V144H106ZM174 143L172 144V146H174V148H176L177 146H175L174 145ZM217 143V144H216ZM243 143H245V144H243ZM2 144V145H1ZM6 144V145H5ZM10 144V145H9ZM40 144V145H39ZM50 144V145H49ZM75 144V145H74ZM150 144V145H149ZM171 144H169V145H171ZM186 144V146H187V143H185ZM213 144V143H212ZM237 144V145H236ZM262 144V146H260ZM4 145V146H3ZM8 145V146H7ZM19 145V146H18ZM90 145V146H89ZM114 145V146H113ZM136 145V146H135ZM152 145H154V146H152ZM163 145H165V146H163ZM200 145V144H199ZM222 145V146H221ZM235 145V146H234ZM245 145V146H246ZM250 145V146H249ZM6 146L8 147V149L6 148ZM19 147V148H21V151L23 152V153H21L20 154V152H15L14 150L15 149H17V148H15V147ZM26 146V147H25ZM58 146V147H57ZM104 146V147H103ZM151 146V147H150ZM157 146V147H156ZM240 146V147H239ZM14 147V148H13ZM54 147V148H53ZM148 147V148H147ZM154 147V148H153ZM158 147H159V150H157L158 149ZM161 147H163V148H161ZM189 147H190V149H191V147L192 146H187V148L189 149ZM224 147V148H223ZM258 147H256V148H258ZM22 148H24L25 149V151H24V149H22ZM40 148V149H39ZM91 148V149H90ZM157 148V149H156ZM167 148V147H166ZM178 148V147H177ZM186 148V149H187ZM206 148V147H205ZM205 148L203 149V150H205ZM5 149V150H4ZM12 150V149H14L13 151H11V153H9L10 152V150ZM98 149L100 150V151H98ZM103 149H105V150H103ZM149 149H151L150 151H148ZM165 149V150H164ZM225 149V150H224ZM236 149V150H235ZM4 150V151H3ZM31 150V151H30ZM37 150V151H36ZM122 150V151H121ZM125 150V151H124ZM131 150V151H130ZM144 152H143V151ZM177 150V149H176ZM217 150V151H216ZM254 150V151H253ZM8 151V152H7ZM27 151L29 152V154L27 153ZM34 151V152H33ZM46 151V152H45ZM51 151V152H50ZM86 151V152H85ZM159 151V152H158ZM160 151H161V153H160ZM166 151H167V153H168V155H166ZM175 151V150H174ZM173 151V152H174ZM178 151V150H177ZM214 151V150H213ZM252 151V152H251ZM6 152H7V154H8V156L10 157V156H12V157H10L11 159H9V157L7 156V154H6ZM12 152L14 153V155L17 157V158H15V160H14V155H12ZM80 152V153H79ZM102 152V153H101ZM107 152V153H106ZM158 152V153H157ZM165 152V153H164ZM176 152V151H175ZM174 152V153H175ZM16 153H18V155H16ZM26 153V154H25ZM40 153V154H39ZM149 153V156L148 155H146V154H148ZM178 153V152H177ZM6 154V155H5ZM23 154V155H22ZM32 154V155H31ZM35 154V155H34ZM66 156H64V155ZM91 154V155H90ZM98 154H100V155H98ZM164 154H165V156H169L168 158L170 159L169 160V164H167V160L168 159H166V161H164L163 159H162V156H164ZM179 154V153H178ZM178 154H174V156L176 155H178ZM27 155V156H26ZM29 155V156H28ZM31 155V156H30ZM42 155V156H41ZM59 155V156H58ZM97 155V156H96ZM109 155V156H108ZM249 155V154H248ZM6 156V157H5ZM23 156V157H22ZM143 156V157H142ZM147 156H148V159H147ZM156 156H157V158H156ZM32 157H33V160H32ZM36 157V158H35ZM83 157V158H82ZM135 157V158H134ZM150 157V158H149ZM183 157V156H182ZM186 157V156H185ZM245 157V158H244ZM3 158V159H2ZM20 158V159H19ZM27 158V159H26ZM49 158V159H48ZM74 158V159H73ZM93 158V159H92ZM96 158V159H95ZM159 158V159H158ZM176 158V159H175ZM7 159H8V161H7ZM17 159L19 160V161H17ZM36 159H37V161H36ZM46 159V160H45ZM56 161H55V160ZM76 159V160H75ZM133 159V160H132ZM158 159V160H157ZM245 159V160H244ZM254 159V160H253ZM6 160V161H5ZM29 160H30V162H29ZM50 160V161H49ZM58 160V161H57ZM75 160V161H74ZM99 160V161H98ZM239 160V161H238ZM263 160V161H262ZM4 161V162H3ZM62 161V162H61ZM139 161V162H138ZM166 162L165 164L163 163V162ZM222 161V162H221ZM223 161L224 160H219V165H218V167H217V170L216 171H218L217 172V175L218 176H227L230 180H232L233 181V183H239V174H237V172H236V170H234V169H232V170H230V171H226V169L224 168V163H223ZM244 161V162H243ZM249 161H251V162H249ZM2 162V163H1ZM13 162H14V164H16L15 162H17V164L16 165H14L13 164ZM23 162V163H22ZM28 162H29V164H28ZM36 162V163H35ZM41 162V163H40ZM162 162V163H161ZM173 162V163H172ZM259 162V163H258ZM21 165H20V164ZM33 164V165H31V164ZM48 165H47V164ZM72 163H74V164H72ZM76 163V164H75ZM88 163V164H87ZM96 163V164H95ZM172 163V164H171ZM222 163V164H221ZM254 163H255V165H254ZM258 163V164H257ZM11 164H13V165H11ZM26 164H28V166L26 165ZM35 164H37V165H35ZM46 164V165H45ZM50 164H52V165H50ZM67 164V165H66ZM91 164V165H90ZM93 164V165H92ZM102 164V165H101ZM158 164V165H157ZM164 165V167H163V165ZM241 164V165H240ZM39 165V166H38ZM97 165V166H96ZM162 165V166H161ZM175 165V166H174ZM249 165H250V167H249ZM8 166H10V167H8ZM11 166H13V167H11ZM22 166V167H21ZM29 166H30V168H31V170L29 169ZM32 166H33V168H32ZM74 166V167H73ZM83 166H84V168H83ZM86 166V167H85ZM102 166V167H101ZM108 166V167H107ZM111 166V167H110ZM122 166V167H121ZM153 166V168H151ZM155 166H156V168H155ZM246 166V167H245ZM258 166V167H257ZM3 167H5L4 169H2ZM9 169H8V168ZM20 167V168H19ZM38 167H40V169L38 168ZM44 167V168H43ZM104 167V168H103ZM160 169H159V168ZM221 167H222V169H221ZM241 167V168H240ZM245 167V168H244ZM255 167V168H254ZM24 169V172H25V174H24V172H23V169ZM53 168V169H52ZM59 168V169H58ZM75 168V169H74ZM91 168V169H90ZM94 168H95V170H94ZM99 168V169H98ZM107 168V169H106ZM122 168V169H121ZM141 168H143V169H141ZM150 168V169H149ZM171 168V169H170ZM224 168V169H223ZM253 168V169H252ZM258 168V169H257ZM10 169H12V170H10ZM14 169H16L15 171H13ZM37 169V170H36ZM52 169V170H51ZM55 169V170H54ZM65 169V170H64ZM77 169V170H76ZM98 169V170H97ZM101 169V170H100ZM140 169V170H139ZM152 169V170H151ZM166 169V170H165ZM242 169V170H241ZM256 169H257V171H256ZM3 170V171H2ZM4 170L6 171V172H4ZM8 170V171H7ZM20 170H22V171H20ZM36 170V171H35ZM44 170V171H43ZM46 170V171H45ZM48 170V171H47ZM50 170H51V172H50ZM97 170V171H96ZM121 170V171H120ZM168 170V171H167ZM171 170V171H170ZM175 170V171H174ZM228 170V169H227ZM241 170V171H240ZM253 170V171H252ZM29 171V172H28ZM32 171V172H31ZM38 171V172H37ZM61 171H62V173H61ZM72 171V172H71ZM77 171V172H76ZM83 171V172H82ZM104 171V172H103ZM124 171V172H123ZM146 171H147V173H146ZM165 171H167V172H165ZM233 171V172H232ZM255 171V172H254ZM26 172H28V173H26ZM54 172V173H53ZM60 172V173H59ZM66 172V173H65ZM69 172V173H68ZM101 172V173H100ZM108 172V174H106ZM120 172V173H119ZM176 172H177V174H176ZM223 172V173H222ZM226 172V173H225ZM228 172H230V175H228L229 173ZM236 172V173H235ZM58 173V174H57ZM68 173V174H67ZM105 173V174H104ZM144 173V175H142ZM161 173V174H160ZM225 173V174H224ZM256 173V174H255ZM4 174H6V175H4ZM20 174V175H19ZM27 174V175H26ZM38 174V175H37ZM50 174V175H49ZM53 174V175H52ZM95 174H96V176H95ZM99 174V175H98ZM114 175V176H111V175ZM119 174H120V176H119ZM141 174V175H140ZM155 174V175H154ZM172 174V175H171ZM175 174V175H174ZM221 174V175H220ZM227 174V175H226ZM237 174V175H236ZM37 177H36V176ZM42 175V176H41ZM57 175V176H56ZM61 175V176H60ZM69 175V176H68ZM103 175V176H102ZM109 175V176H108ZM150 177H149V176ZM247 175V176H246ZM253 175V176H252ZM255 175V176H254ZM262 175V177L261 178H264V176ZM12 176V177H11ZM28 176H30L29 178H28ZM65 176V177H64ZM88 176V177H87ZM104 176H106V177H104ZM133 176H134V178H133ZM140 176V177H139ZM156 176V177H155ZM236 176V177H235ZM249 176H250V178H249ZM35 177V178H34ZM64 179H63V178ZM98 177H100V178H98ZM221 177H219V178H221ZM234 177V178H233ZM48 178V179H47ZM66 178V179H65ZM90 178V179H89ZM131 178V180L129 181V179ZM141 178V179H140ZM147 178V179H146ZM175 178V179H174ZM117 179H118V181H117ZM145 179H146V181H145ZM149 179V180H148ZM168 179V180H167ZM222 179V178H221ZM254 179H255V181H254ZM70 180V181H69ZM72 180V181H71ZM87 180V181H86ZM107 182H106V181ZM136 180V181H135ZM141 180V181H140ZM164 180V181H163ZM167 180V181H166ZM49 181V182H48ZM55 181V182H54ZM58 181V182H57ZM74 181H75V183H74ZM85 183H84V182ZM88 181H89V183H88ZM110 181V182H109ZM135 181V182H134ZM152 181V182H151ZM160 181V182H159ZM177 181H178V178H177ZM176 181V182H177ZM219 181H221V180H219ZM262 181V182H261ZM261 181H260V189L258 190L259 192L258 193H260V194H256L257 195V199L255 200V202H257V204H255V206H253L254 205V203H252V204H250L251 202H248L247 203V201H250L249 200V198H247V193H245L246 194V196H244V195H242V196H244L243 198H247V201H246V204H247V206H245V204L243 203V201L244 200H240V203H242L241 204V206L242 207H240V211H239V213H237L238 215H240V217L242 216V218H240L239 216H236L235 217V219L232 217H230V216H228V215H226L225 216V212L222 210V208L221 209H217V213H218V211H219V215L217 214V216H214V214H211V215H209V217H210V219H209V217H208V214L205 212H201L200 214H198L197 216H193V217H195V218H193L192 217V215L190 214V216L192 217H190L191 218V220H192V222H194V223H192L193 224V226L195 227V224L197 225L196 227H198L199 226V228H200V226L202 227V229L203 230H201L202 232H204V234H202L201 233V231H200V233H201V235H202V237H201V235L199 234V236H197V234L196 233H198V232H196L195 230H193L194 232H195V234L196 235H194L193 234V231H188L187 233H186V235H188L187 236V238H188V240H189V238H190V236L193 238V235H194V240L193 241H197V242H193L191 239H190V242L189 243H191L190 244V246H189V249L187 248L186 249V257L184 256V261L186 262H188V260L189 261H192L193 263L192 264H264V179H261ZM62 182H64V183H62ZM67 182H69L70 184V186L69 185H67L68 183ZM80 182V183H79ZM92 182H95V183H92ZM104 182V183H103ZM117 182H118V184H117ZM124 182V183H123ZM166 184H165V183ZM191 182V181H190ZM222 182V181H221ZM221 182H218L217 184H212L213 186H209V189H210V191L212 192V195L214 196V197H216V198H218V199H220L221 200V198H222V196L223 195H225L224 194V190H223V188H222V185H220L221 184ZM34 183H35V185H34ZM38 183V184H37ZM52 183V184H51ZM87 183V184H86ZM106 183H107V185H106ZM108 183H110V184H108ZM116 183V184H115ZM147 183V184H146ZM161 183V184H160ZM89 184V185H88ZM100 184V185H99ZM124 184V185H123ZM140 184V185H139ZM143 184H144V186H143ZM168 184V185H167ZM170 184V185H169ZM33 185V186H32ZM38 185V186H37ZM51 185V186H50ZM61 185V186H60ZM63 185H67L68 187H71V188H73V189H75L74 190V194H72L71 196H68L67 198H66V195L64 196V194L62 193V192H60V191H58L57 190V188L60 186V187H65V186H63ZM75 185V186H74ZM82 185V186H81ZM95 185V186H94ZM98 185V186H97ZM125 185H127V186H125ZM153 185V186H152ZM159 185V186H158ZM192 185V184H191ZM211 185V184H210ZM14 186V187H13ZM66 186V187H67ZM90 186V187H89ZM121 186V187H120ZM124 186V187H123ZM135 186V187H134ZM142 186V187H141ZM151 186V187H150ZM161 186V187H160ZM167 186H168V188H171V190L170 189H168L167 188ZM216 186H218V188L216 187ZM8 187V188H7ZM28 187V188H27ZM55 187V188H54ZM67 187V188H68ZM76 187H77V189H76ZM108 187V188H107ZM117 187V188H116ZM120 187V188H119ZM146 187V188H145ZM22 188V189H21ZM107 188V189H106ZM109 188H111L110 189V191H109ZM173 188V189H172ZM222 188V189H221ZM27 189V190H26ZM87 189V190H86ZM96 189V190H95ZM105 189V190H104ZM118 189V190H117ZM152 189V190H151ZM251 189H253V190H251ZM43 190V191H42ZM102 190V191H101ZM125 190L127 191V192H125ZM149 190H151V191H149ZM164 190V191H163ZM198 190H200V189H198ZM246 190V188H245V191H247ZM42 191V192H41ZM56 191V192H55ZM92 191V192H91ZM93 191H94V193H93ZM110 193H109V192ZM117 191V192H116ZM119 191H120V193H119ZM134 191H135V193H134ZM175 191V192H174ZM263 191V192H262ZM54 192V193H53ZM59 192V193H58ZM78 194H77V193ZM98 192V193H97ZM102 192H104V193H102ZM125 192V193H124ZM129 192V193H128ZM147 192V193H146ZM161 193V195H163L164 197H162L161 195H160V193ZM162 192H166V193H162ZM257 192V191H256ZM49 193V194H48ZM75 193H76V195H75ZM80 193V194H79ZM84 193V194H83ZM93 194V197H90V196H92V194ZM109 195H108V194ZM132 193H134V195H132ZM216 193V195H214ZM47 196H46V195ZM63 194V195H62ZM67 194V193H66ZM129 194V195H128ZM157 194V195H156ZM169 194V195H168ZM248 194H250V193H248ZM52 195V196H51ZM80 195H82V196H80ZM85 195V196H84ZM99 195H100V197H99ZM105 195H107V196H105ZM115 195H116V197H115ZM153 195H154V197H153ZM168 195V196H167ZM211 195V196H212ZM34 196H35V198H34ZM118 196V197H117ZM133 196V197H132ZM150 196V197H149ZM161 196V197H160ZM185 197H187V195H184ZM248 196H250V195H248ZM65 197V198H64ZM71 197V198H70ZM110 197V198H109ZM130 197L132 198V199H130ZM137 197V198H136ZM153 199H152V198ZM167 197V198H166ZM169 197V198H168ZM251 197V196H250ZM44 198H47V199H45L44 200ZM62 198H64V200L62 199ZM70 198V200H68ZM90 198V199H89ZM94 198V199H93ZM96 198V199H95ZM98 198H99V200H98ZM117 198V199H116ZM165 198V200H163ZM38 199V200H37ZM51 199H53L52 201H51ZM66 199V200H65ZM87 199H89V200H87ZM114 199V200H113ZM129 199H130V201H129ZM138 199V200H137ZM144 201H143V200ZM170 199H171V201H170ZM175 201H174V200ZM44 200V201H43ZM60 200V201H59ZM69 202H68V201ZM85 200H87V201H85ZM91 200V201H90ZM119 200V201H118ZM27 201V202H26ZM30 201H31V203H30ZM58 201V202H57ZM61 201H63L62 203H60ZM65 201V202H64ZM70 204V203H72V204H67V202ZM72 201V202H71ZM85 201V202H84ZM135 201V202H134ZM162 201H164V202H162L163 204L164 203H166L167 202V205L168 204H170L169 206H167V205H163L161 202ZM166 201V202H165ZM242 201V202H241ZM244 201V202H245ZM23 202V203H22ZM37 202V203H36ZM48 204H47V203ZM51 204H50V203ZM90 202V203H89ZM91 202H93V203H91ZM112 204H111V203ZM116 202V203H115ZM120 204H119V203ZM122 202V203H121ZM130 202V203H129ZM138 202V203H137ZM140 202V203H139ZM254 202V201H253ZM42 203V204H41ZM79 203H81V207L79 206ZM89 203V204H88ZM159 203V204H158ZM26 204V205H25ZM30 204H31V206H30ZM34 204V205H33ZM37 204V205H36ZM41 204V205H40ZM64 205V207H62L63 205ZM86 204V205H85ZM107 204V205H106ZM109 204H111V205H109ZM123 204V205H122ZM133 204H136V205H133ZM5 205H6V207H5ZM13 207H12V206ZM20 205V206H19ZM48 205V206H47ZM55 205H57V206H55ZM61 205V206H60ZM75 205V206H74ZM88 205H89V208H88ZM96 205V206H95ZM102 205V206H101ZM112 205H113V207H112ZM127 205V206H126ZM142 206V207H140V206ZM158 205V206H157ZM163 205V206H162ZM12 208H11V207ZM17 206V207H16ZM24 206V207H23ZM50 206V207H49ZM69 208H68V207ZM78 206V207H77ZM98 206H99V208L101 209H99L98 208ZM104 206V207H103ZM118 208H117V207ZM123 206V207H122ZM136 206V207H135ZM153 206V207H152ZM167 207V209L166 208H163V207ZM170 206V208L172 209V207ZM10 207V208H9ZM16 207V210L14 209ZM47 207V208H46ZM74 207H76V208H74ZM81 208V209H78V208ZM86 207V208H85ZM97 207V208H96ZM103 207V208H102ZM106 207V208H105ZM115 207V208H114ZM131 207V208H130ZM156 207H158V208H155ZM174 207V206H173ZM246 207H248V208H246ZM9 208V209H8ZM88 208V209H87ZM145 208V209H144ZM154 208V209H153ZM241 208H242V210H241ZM244 208H246V209H244ZM6 209V210H5ZM12 209H13V211H12ZM75 209V210H74ZM76 209H78V210H76ZM83 209V210H82ZM92 209H94V211L92 210ZM171 209H170V211H171ZM248 209V210H247ZM257 209V210H256ZM12 212H11V211ZM88 210H91V211H88ZM98 210V211H97ZM117 210H118V212H117ZM133 210V211H132ZM173 211L175 210L176 211V213H177V210H176V208H173L172 209ZM5 211H6V213H5ZM103 211V212H102ZM142 211V212H141ZM150 211V212H149ZM169 211V212H170ZM173 211H171V212H173ZM174 211V212H175ZM11 212V213H10ZM14 212V213H13ZM75 212V213H74ZM90 212H92V214L90 213ZM157 212V215L156 214H154V213H156ZM164 212V213H163ZM166 212H168V211H166ZM168 212V213H169ZM170 212V214H168L167 215V217L169 216V215H173L172 213ZM224 212V213H223ZM9 213V214H8ZM102 213V214H101ZM221 213H222V215H221ZM245 213V214H244ZM247 213V214H246ZM12 214V215H11ZM117 214V215H116ZM178 214V213H177ZM201 214H203V215H201ZM242 214H244V215H242ZM256 214V215H255ZM7 215H9V216H7ZM124 215V216H123ZM138 215H139V217H138ZM141 215H143V216H141ZM3 216H5V217H3ZM7 216V217H6ZM137 216V217H136ZM171 216H169V217H171ZM175 216H176V214H175ZM203 216V217H202ZM221 216V217H220ZM223 216V217H222ZM244 216V217H243ZM248 216V217H247ZM250 216H252V217H250ZM9 217H12V218H14V219H17V220H19V222L15 225V224H13L14 226H16V227H13V225H9V224H11V223H8V221H6L7 220V218H9ZM154 218V219H152V218ZM177 217V216H176ZM215 217V218H214ZM225 217H226V219H225ZM230 217V218H229ZM258 217V218H257ZM53 218V221H57L58 219H62L63 221H65V223L64 222H61V223H56V222H53V223H50L49 225H47V223H45V225H44V221H43V223H42V221H38L37 219H39V220H42V219H52ZM79 218V219H78ZM126 218H128V220L126 219ZM137 218V219H136ZM139 218V219H138ZM164 218V219H163ZM172 218H173V216H172ZM175 218V217H174ZM173 218V219H174ZM189 218V216L186 218V219H188ZM229 218V219H228ZM244 218V219H243ZM251 218V219H250ZM22 219H23V222H21L22 221ZM30 219V220H29ZM86 219V220H85ZM101 220V222H99L100 220ZM112 219V220H111ZM131 219V220H130ZM136 219V220H135ZM144 219H147V221H146V225L144 224V225H142V222L144 221ZM148 219H149V221H148ZM162 219V220H161ZM167 219V218H166ZM193 219H194V221H193ZM196 219V220H195ZM230 219H232V220H230ZM234 219V220H233ZM68 220V221H67ZM122 220V221H121ZM157 220V221H156ZM190 219L188 220V221H191ZM207 220V221H206ZM209 220V221H208ZM213 220V221H212ZM217 220H219L220 222L218 223V221ZM6 221V222H5ZM105 221V222H104ZM130 221V222H129ZM141 221V222H140ZM154 221V222H153ZM224 221V222H223ZM251 221V222H250ZM21 222V223H20ZM106 222H107V224H106ZM129 222V223H128ZM134 222V224H132ZM137 222V223H136ZM141 224H140V223ZM148 222V223H147ZM196 222V223H195ZM210 222L212 223L211 225H210ZM234 222V223H233ZM6 223H7V225H6ZM41 223V224H40ZM72 223V224H71ZM105 223V224H104ZM189 223V222H188ZM207 224V225H205V224ZM40 224V225H39ZM115 226H114V225ZM126 224V225H125ZM131 224V225H130ZM153 224H154V226H153ZM160 224H162L161 226H160ZM190 224V223H189ZM204 224V225H203ZM208 224H209V226H208ZM215 224H217V225H215ZM227 224V225H226ZM243 224V225H242ZM6 225V226H5ZM24 225V226H23ZM137 225V226H136ZM149 225H150V227H149ZM231 225V226H230ZM9 226H12V227H9ZM30 226V227H29ZM127 226V227H126ZM156 226H157V228H156ZM116 227V228H115ZM130 227V228H129ZM133 227V228H132ZM146 227H147V229H146ZM227 227V228H226ZM246 227V228H245ZM44 228L46 229V232H45V230H44ZM48 228H50V229H48ZM106 228V229H105ZM116 230H115V229ZM117 228H119L118 230H117ZM122 228H123V231H122ZM128 228V229H127ZM132 228V229H131ZM142 228V229H141ZM149 228H151V229H149ZM157 230H156V229ZM160 229V231H159V233H157V231ZM209 228H212V229H209ZM4 229V230H3ZM127 229V230H126ZM134 229V230H133ZM136 229V230H135ZM138 229V230H137ZM141 229V230H140ZM145 229V230H144ZM208 229V230H207ZM244 231H243V230ZM247 229V230H246ZM41 230H44V232L42 233V231ZM48 230V231H47ZM115 230V231H114ZM128 230H130V231H128ZM139 230H140V232H139ZM144 230V231H143ZM146 230L149 232H146ZM207 232H206V231ZM211 230V231H210ZM3 231V232H2ZM32 231V234L30 235V232ZM65 231V232H64ZM89 231V232H88ZM117 231V232H116ZM143 231V232H142ZM249 231V232H248ZM11 232L13 233V234H11ZM20 232V233H19ZM47 232H50V233H47ZM52 232V233H51ZM82 232V233H81ZM87 234H86V233ZM106 232V233H105ZM113 232V233H112ZM116 232V233H115ZM122 232V233H121ZM141 233V234H139V233ZM154 232H156V235L154 234ZM211 232V233H210ZM241 234H240V233ZM243 232V233H242ZM16 233V234H15ZM23 233V234H22ZM26 233V234H25ZM29 233V234H28ZM35 233L36 234H38V235H35ZM45 233H47L48 235H52L53 233V236L55 237L53 240H52V238H53V236L52 237H49V238H43V239H41V238H39V235L40 234H45ZM79 233H81V234H79ZM93 233V234H92ZM117 233H119V235H121V239L120 238H118V239H116V237H118L119 235H117ZM129 234V236H128V234ZM137 233V234H136ZM147 233H148V235H147ZM210 233V234H209ZM225 233V234H224ZM68 234V235H67ZM86 234V235H85ZM102 234V235H101ZM222 234V235H221ZM237 234V235H236ZM248 234H249V236H248ZM28 235H30V237H28L27 238V236ZM35 235V236H34ZM82 235V236H81ZM83 235H85V236H88V237H91V239L92 240H88L87 239V241L88 242H84V241H86L85 239L86 238H84L85 236H83ZM89 235H91V236H89ZM93 235H97L96 237L95 236H93ZM116 235V237H114V236ZM126 235V236H125ZM138 235V236H137ZM152 235V236H151ZM204 235H205V237H204ZM213 235V236H212ZM32 236V237H31ZM80 236V237H79ZM103 236V237H102ZM136 236V237H135ZM148 236V237H147ZM157 236V237H156ZM208 236H210V237H208ZM212 236V237H211ZM222 236V237H221ZM226 236V237H225ZM246 236H248V238L246 237ZM8 237V238H7ZM17 237V238H16ZM18 237H20L19 239H21V240H19L18 241ZM25 237V238H24ZM82 237V238H81ZM127 237V238H126ZM138 237V238H137ZM154 237H156V238H154ZM166 238H169V235L168 236H165ZM164 237V238H165ZM201 237V238H200ZM204 237V238H203ZM207 237V238H206ZM252 237V238H251ZM31 238V239H30ZM83 238H84V240H83ZM98 238V239H97ZM125 238V239H124ZM135 238V239H134ZM157 238L159 239L158 241H156L157 240ZM165 238V239H166ZM186 238V237H185ZM186 238V239H187ZM200 238V239H199ZM210 238V239H209ZM254 238V239H253ZM262 238V239H261ZM36 239V240H35ZM94 239V240H93ZM102 239H103V241H102ZM133 239V240H132ZM203 239V240H202ZM206 239V240H205ZM221 239V240H220ZM240 239V240H239ZM25 240V241H24ZM29 240H31V241H29ZM35 240V242L33 243L32 241H34ZM39 240H41V241H38ZM50 240H52V241H50ZM71 240V241H70ZM101 240V241H100ZM141 240V241H140ZM155 240V241H154ZM170 240V239H169ZM210 240V241H209ZM224 240V241H223ZM256 242H255V241ZM70 241V242H69ZM90 241V242H89ZM95 241H99L98 243H95ZM120 241V242H119ZM122 241V242H121ZM128 241V242H127ZM133 241H134V243H133ZM139 241V242H138ZM146 241V242H145ZM153 241V242H152ZM203 242V243H205L204 245L201 243V242ZM208 241V242H207ZM242 241V242H241ZM245 241H247V243H245ZM28 242H30V244H28ZM41 242H44V243H41ZM52 242V243H51ZM109 242V243H108ZM152 242V243H151ZM156 242H158L157 244H156ZM192 242H193V244H192ZM207 242V243H206ZM212 242V243H211ZM253 242V243H252ZM67 243V244H66ZM92 243H95V245L94 244H92ZM242 243V244H241ZM51 244V245H50ZM64 244V245H63ZM82 244V245H81ZM154 244V245H153ZM196 244V245H195ZM224 244H225V246H224ZM231 244H232V247L233 248H230V246H231ZM241 244V245H240ZM249 244V245H248ZM31 245V246H30ZM71 245V246H72ZM81 245V246H80ZM93 245V246H92ZM97 245H96V247H97ZM101 245V244H100ZM140 245V244H139ZM153 245V246H152ZM160 245V244H159ZM199 245H203V246H205L204 248H202L201 246H199ZM210 245V246H209ZM212 245V246H211ZM234 245V246H233ZM238 245V246H237ZM28 246H29V248H28ZM38 246V245H37ZM43 246V245H42ZM151 246V247H150ZM218 246V247H217ZM245 246V247H244ZM250 248H249V247ZM261 246V247H260ZM134 247V246H133ZM199 247H201V248H199ZM247 247V248H246ZM135 248V247H134ZM153 248V249H154ZM209 248V249H208ZM217 248V249H216ZM218 248H220L219 250L220 251H218ZM230 248V249H229ZM240 248V249H239ZM246 248V249H245ZM261 248V249H260ZM195 249V250H194ZM203 249V250H202ZM210 249H212V251L210 250ZM217 251V252H215V250ZM221 249H223V250H221ZM245 249V250H244ZM250 249H251V252H250ZM21 250V249H20ZM193 250V251H192ZM198 250H201V252L199 251V252H197ZM214 250V251H213ZM260 250V251H259ZM50 251H52V249L50 250ZM248 251V252H247ZM262 251V252H261ZM212 252H215V254L214 253H212ZM188 253V254H187ZM194 253H198L199 254V256H198V254L196 255V256H192ZM206 253V254H205ZM217 253V254H216ZM249 253V254H248ZM256 253H258V254H256ZM177 254V253H176ZM208 254V255H207ZM240 254V255H239ZM215 255V256H214ZM221 255H223V256H221ZM257 255V256H256ZM178 256V255H177ZM176 255H175V257L172 255V257L171 258H173L174 257V259H172V261H174L175 260V262L177 261H179V256H178V259H176V257H177ZM188 256H189V258H188ZM245 256V257H244ZM254 256V257H253ZM213 257V258H212ZM219 257V258H218ZM224 257V258H223ZM170 258V259H171ZM216 260H215V259ZM204 259V260H203ZM210 259V260H209ZM212 259V260H211ZM234 259V260H233ZM254 259V260H253ZM209 260V262H207ZM215 260V261H214ZM220 260V262H218V261ZM224 260H225V262H224ZM262 260H263V262H262ZM171 261V262H172ZM222 261V262H221ZM228 261V262H227ZM243 261V262H242ZM253 261V262H252ZM177 262H176V264H177ZM186 262V263H187ZM214 262V263H213ZM250 262V263H249ZM172 263H174V262H172Z\"/></svg>",
    "mask_w": 264,
    "mask_h": 264
},
{
    "label": "bare ground",
    "instance_id": "2",
    "mask_svg": "<svg viewBox=\"0 0 264 264\" xmlns=\"http://www.w3.org/2000/svg\"><path fill=\"white\" fill-rule=\"evenodd\" d=\"M5 1H6V0H5ZM7 1H9V0H7ZM7 1H6V2H7ZM10 1H12V3H14L13 1H15V0H10ZM10 1L7 2V3H11ZM16 1H20V2H16V3H19V4L16 5L17 8H16V6H14L16 9H13L14 11L12 10V15H11V16L9 15V13H11V12H9L10 9L8 8L9 11L7 10V11L9 12V13H7V14L10 16L9 18L12 19V18L14 17V19H12V21L10 22L11 19H8V15H7V14L5 15V16H7V21L5 20L7 26H8V23H9V22H10L9 25H10L11 23H13V25L15 24L14 26L12 25V28H13V29L9 30V29L11 28V27H10L11 25L8 26L9 28H6V30L4 29L5 27H2V25L0 26V27H1V28H0V34H1V35H5V34H8V33H9V34H8V36H9L8 39L11 38V41L14 39V38H12V37L17 36L16 33L19 32V34H20V32H22V31L24 30V29H23L24 27H27V26H29V27H31V26H33V27H34V26H36V27L39 26V27H40V26H41V27H42V24L44 25V23L46 24L48 21L53 20V19H54V16H56V15L54 14V13H55L54 11H56V10H55V9L53 10V8L56 7L55 4H58L57 6H59V3H60V2H58V3L55 2V1H57V0L53 1L54 4H52V7H53V5H55V6H54L53 8L51 7V8H52V12H51V11L48 12V10H51V8L49 9V7H48V9H46V8H44L45 6H43V4H45V2L48 1V5H49V3H50L49 1H50V0H47V1H46V0H32V1H30V0H16ZM24 1H25V2H24ZM64 1H65V0H64ZM72 1H74V0H71V2H72ZM83 1H86V0H83ZM91 1H92V0H91ZM91 1H90V3H91ZM107 1H109V0H107ZM110 1H111L112 4L109 3V2H108V4H110L109 6H111V7H112V5H113L114 3L116 4V3L119 2V0H118V1L115 0L116 2H115L114 0H110ZM125 1H126V6H127V4H128V5H129L128 7H133L134 5L132 6L131 1H132V3H134L136 0H134V1H133V0H129V1L124 0V1H123V0H122L123 3H124ZM146 1H147V0H146ZM148 1H149V0H148ZM196 1H197V0H196ZM198 1H199V0H198ZM198 1H197V2H198ZM206 1L208 2V0H206ZM206 1L204 0V2H206ZM216 1H218V0H216ZM226 1L228 2V0H225V2H226ZM229 1H230V0H229ZM244 1H246V0H244ZM256 1H257V0H256ZM0 2H3V4L5 3L3 0H0ZM26 2H27V3H26ZM53 2H52V3H53ZM75 2H76V1H75ZM77 2H79V1H77ZM77 2H76V3H77ZM100 2H102L103 4L106 3V2H104V0H102V1H101V0H98V1H97V0H93L92 3L89 4L90 6L87 4V5L89 6V7L87 6V7H88L87 10H85L84 12H80V11H79L80 14H81V13H82V14L84 13V14L87 15L88 10H90L92 14H93V12H94V15H95V13H96V14H99V12L97 13V12H95V11H98L99 8L101 9V7H99V6L101 5ZM113 2H114V3H113ZM122 2L120 1L121 4L119 3V4H118L119 6L115 7L116 10H118V9H117L118 7H119V10H122V11L124 10L125 5H124L123 8H122V7H121V6L123 5ZM137 2H139V6H138V8H140V10H141V9H142L141 7H143V5H145V4H144L143 1H141V2H142V6H140V5H141V4H140L141 2H140V1H137ZM175 2H176V1H175ZM201 2H203V0H202ZM201 2H199V3H201ZM204 2L202 3V4H203L202 7H204ZM207 2H206V3H207ZM219 2H220V1H219ZM225 2H223V3H225ZM227 2H226V3H227ZM231 2H232V1H231ZM250 2H251V1H250ZM250 2H248V5L246 6V7H247L246 10H244L243 8H245V6L243 7V5H245V4H243L242 1H241L240 4H242V7H243V8H242V7H239V11H240V12H238V10H236V9H238V5L240 6V4H238V5H237V4H233L234 6L237 5V8H235L236 6H235V7L233 6V7H234V10H233L232 12H230V11L228 10L230 13H228L227 10L225 11V9H224L225 7H224V6H225V5H229L230 2H229V4H228V3H227V4L225 3L224 6L221 5V7L223 6L222 8H223V10H224L225 12H223V10L220 9V10L223 12V13H222V12L218 9L219 6L217 7L218 10L215 9V11L217 10V11H218V14H220V13L224 14V17H226V16L229 14L227 18L230 19V20H232V21H234V20L237 21V20L239 19V20H240V21H239V22H240L239 24L241 25L243 22H245L246 20H248V18H243L244 21L242 20V17H245V16H243L244 14H245L246 16H247V15L249 16L248 12H250V14H251V11H256V10L261 11V10H262L261 7L264 6V4H263V5L259 4V6H261V7L258 6L260 9H258V8L256 7V10H255V9H254L255 6H256V5H255L254 8H253V10H251V9H250L251 7H248V6L251 5V4L249 5ZM253 2H254V0H253ZM16 3H14V4H16ZM31 3H32V4H31ZM69 3H70V1H69ZM73 3H74V2H73ZM145 3H146V2H145ZM208 3H209V2H208ZM210 3H211V2H210ZM244 3H245V2H244ZM246 3H247V2H246ZM259 3H260V1H259ZM262 3H263V2H262ZM3 4L1 3L0 6H2ZM46 4H47V3H46ZM60 4H61V3H60ZM67 4H68V3H67ZM80 4H82V1H81ZM98 4H99V6H98ZM103 4H102V5H103ZM108 4L106 3L105 6H107ZM115 4H114V5H115ZM130 4H131V5H130ZM134 4H135V3H134ZM149 4H150V3H149ZM149 4H148V6H147V5H145V6H146V7H150ZM255 4L258 5V1H257V3L255 2ZM50 5H51V4H50ZM65 5H66V2H65ZM65 5H64V6H65ZM73 5H74V4H73ZM116 5H117V4H116ZM135 5H136V4H135ZM217 5H218V4H217ZM231 5H232V4H231ZM3 6H4V5H3ZM3 6L0 7V9L4 8ZM46 6H47V5H46ZM62 6H63V5L59 6V7H60V8H59L60 10H62V8H61ZM64 6H63V7H64ZM66 6H67V5H66ZM75 6H76V5H75ZM105 6L103 5V8H105ZM145 6H144V7H145ZM190 6H191V5H190ZM193 6H195V5H193ZM199 6H200V5L198 4V7H199ZM205 6H208V5H205ZM229 6H230V5H229ZM229 6H228V7L226 6V8L230 9ZM251 6H252V5H251ZM14 7H13V8H14ZM42 7H43L42 10H45V11L47 10L46 13H44V11L41 12L42 10L39 12L38 9H40V8H42ZM67 7H70V6H67ZM136 7H137V5H136ZM136 7H135V8H136ZM191 7H192V6H191ZM195 7H196V8H195ZM195 7H194L195 10L198 9L197 6H195ZM221 7H220V8H221ZM233 7H231V8L233 9ZM252 7H253V6H252ZM64 8H66V7H64ZM64 8H63V9H64ZM84 8H86V7H84ZM103 8H102V9H103ZM107 8H108V7H106V8L103 9V10H108V11H105V13L107 12L106 14L108 15V17H111L113 14H114V17H115V15H117L118 12L115 14L116 10L114 11V9H115L114 7H112V8H108V9H107ZM113 8H114V9H113ZM120 8H121V9H120ZM138 8H136V9H138ZM153 8H154V7H153ZM153 8H152V10H153ZM155 8H156V7H155ZM155 8H154V9H155ZM171 8H172V7H171ZM171 8H170V9H171ZM184 8H185V7H184ZM194 8H192V9H194ZM199 8L201 9V7H199ZM204 8H205V7H204ZM210 8H211V7H209V10L212 9V8H211V9H210ZM213 8H214V6H213ZM215 8H216V7H215ZM241 8L243 9V11H241ZM248 8H249V9H248ZM263 8H264V7H263ZM56 9H57V13H58V12L61 13V11H60L57 7H56ZM66 9H68V8H66ZM109 9H112L113 11L111 12ZM132 9H133V10H132L131 12H132V13H135V15H136L137 12H134V8H132ZM136 9H135V10H136ZM157 9H158V7H157ZM186 9L188 10L187 7L185 8V10H186ZM189 9H190V8H189ZM202 9H203V8H202ZM232 9H231V10H232ZM5 10H6V9H5ZM35 10H36V12L33 14V12H34ZM58 10H59V11H58ZM119 10H118V11H119ZM146 10H147V9H146ZM148 10H149V8H148ZM152 10H151V11H152ZM158 10H159V9H158ZM160 10H162V9H160ZM167 10H169V8H168ZM172 10L174 11L175 8L173 7ZM172 10H171V11H172ZM181 10H182V9H181ZM203 10H204V9H203ZM250 10H251V11H250ZM126 11H127V8H126ZM141 11L144 12L145 10H144V11L141 10ZM183 11H184V10H183ZM190 11H192V10L190 9ZM198 11H199V10H197V13H196V14H197V17L199 16V13L201 14V12H202V11L200 10L199 13H198ZM211 11H212V10H211ZM211 11H210V12H211ZM219 11H220V13H219ZM1 12H2V11H1ZM5 12H6V11H5ZM38 12H39V14H38ZM62 12H63V10H62ZM64 12H65V10H64ZM74 12H75V13H74L73 15H76L77 13H79L78 11H77V12L74 11ZM102 12H103V11H102ZM102 12H101V13H102ZM110 12H111V16H110ZM113 12H114V13H113ZM155 12H156V11H155ZM207 12H208V11H206V10H205L204 12H202V13H204L205 16H206V18H205V16H204V18H205L204 20H205L206 23L208 22V20H210V18H207V16H208V17H209V16L211 17V14L213 15V17L211 18V22H209V23L214 24L213 22H214L215 20H216L218 23L220 22L219 20H217V17H216V16H218L217 12L215 13L214 11H212L213 13L211 12V14L206 15ZM226 12H227V14H226ZM242 12H247V14H246V13H242ZM262 12H263V11H262ZM42 13H43V14H42ZM57 13H56V14H57ZM91 13H90L91 18H93L94 16H93ZM101 13H100L99 15H96V17H95L96 19H99V20H100V17H101V22H102V24H101V23L98 24V25H100V27L104 24V23H103L104 21H102V20H105V19H102V16H103V15H106L105 13H104V14H101ZM108 13H109V14H108ZM119 13L122 14V13H124V12L119 11ZM144 13H146V12H144ZM148 13H149V12H148ZM152 13H153V12H152ZM160 13H161V12H160ZM189 13L191 14V12H189ZM208 13H209V12H208ZM214 13H215L216 15H214ZM263 13H264V12H263ZM82 14H81V18H80V19H82ZM84 14H83V15H84ZM124 14H125V13H124ZM124 14H122V15L119 14V15H118V17L121 16V17H120L121 19L118 18V17H117V18H118L120 21H124V22H126L125 19H127V18H126V16L124 17ZM126 14H127V16H128V14L130 15V13H128V12H126ZM126 14H125V15H126ZM157 14H158V13H157ZM162 14H163V13H162ZM193 14H194L193 16H191V15H190V16L193 17V20H194V18H195V17H194V16H195V13H193ZM222 14L219 15V18H220V16H223ZM0 15H2V14H0ZM3 15H4V14H3ZM57 15H58V14H57ZM77 15H78V14H77ZM77 15H76V16H77ZM100 15H102V16H100ZM107 15H106V16H107ZM145 15H146V14H145ZM201 15L203 16V14H201ZM239 15H241V16H239ZM253 15L256 16L255 14H253ZM5 16H4V17H5ZM76 16H70V17L67 19L68 22H67V20H66V22H67L68 24H69V23H72V24H73V23L75 22V23H76V24H75L76 26H77V25L80 26V24H81L83 21L81 22V20H80V21L77 22V20H78V18H79L80 15L77 16L78 18H77ZM84 16H85V15H84ZM97 16H98V17H97ZM106 16H103V17L106 18ZM122 16L125 18V19L123 18L124 20L122 19ZM142 16H143V15H142ZM147 16H148V14H147ZM149 16H150V15H149ZM214 16H215L216 18H215ZM251 16H252V15L249 16V19H250ZM257 16H258V15H257ZM257 16H256V17H257ZM0 17H2V16H0ZM74 17H76L77 19H76V18L73 19ZM140 17H141V15H140ZM144 17H145V16H144ZM84 18H85L86 21L89 19V17H88V18H87V17H84ZM84 18H83V19H84ZM86 18H87V19H86ZM128 18H129V16H128ZM134 18H135V17H134ZM134 18H133V17H130L129 19L134 20ZM145 18H146V17H145ZM189 18H190V17H189ZM198 18L200 19L201 16H199ZM214 18H215V20L212 21V19H214ZM240 18H241V19H240ZM251 18H253V17H251ZM257 18H259V19H257ZM257 18L254 19V20L252 21V23H251L252 25H254V21L256 22V20H257V22H258V20L263 21V19H261V17L258 16ZM5 19H6V17H5ZM108 19H109V18H108ZM110 19H111V18H110ZM112 19H113V18H112ZM143 19H144V18H143ZM147 19H148V18H147ZM147 19H145V20H147ZM201 19H202V18H201ZM206 19H207V21H206ZM222 19H223V17H221V20H222ZM224 19H226V18H224ZM245 19H246V20H245ZM0 20H3V19H0ZM89 20H90V19H89ZM89 20H88V22H89ZM94 20H95V19H94ZM99 20H98V21H99ZM119 20H118V21L116 20V22L114 23L115 26H117L116 23H120ZM135 20L137 21V25H138L139 23L142 24V23H141V19H140V21L137 20V19H135ZM183 20H185V19H183ZM193 20H191V21H193ZM195 20H196V21H195L196 23H197V22H200L197 18H195ZM251 20H252V19H251ZM8 21H9V22H8ZM86 21H84V22L88 24V22H86ZM90 21H91V20H90ZM98 21H97V23H98ZM113 21H114V20H113ZM113 21H112V22H113ZM128 21H129V23H130V22L132 23L131 20H128ZM128 21H127V22H128ZM136 21H134V23H135ZM138 21H139V23H138ZM152 21H153V20H152ZM201 21H202V20H201ZM216 21H215V23H216ZM241 21H243V22L241 23ZM261 21H260V22H261ZM3 22H4V21H3ZM53 22H54V21H53ZM64 22H65V21H64ZM64 22H63V23H64ZM66 22H65V23H66ZM79 22H80V24H77V23H79ZM95 22H96V21H95ZM95 22L93 21V24H92L93 27L96 26V25H94ZM99 22H100V21H99ZM106 22H107V20H106ZM106 22H105V24H106ZM112 22H111V23H112ZM124 22H123V23H124ZM127 22H126V23H127ZM142 22H143V21H142ZM153 22H154V21H153ZM188 22H189V21H188ZM205 22L202 21V23H205ZM223 22H224V20H223ZM260 22H259V23H260ZM49 23H50V22H49ZM57 23H62V22L59 21V22H57ZM57 23H56V24H57ZM63 23L60 24V27L62 26L63 28H65V30H68V29H66V28H69V30L71 31V29H73V27L75 28V25H73V26H70V25L63 26ZM89 23H92V22H89ZM111 23H110V24H111ZM129 23H127L128 26L124 24V26L122 27V25H121V27L124 29V27L126 26V27H129V28L131 29V27H130L131 23H130V24H129ZM234 23H235V22H234ZM237 23H238V22H237ZM261 23H262V22H261ZM261 23H260V24H261ZM56 24H55V25H56ZM82 24H83V23H82ZM82 24H81V26H82ZM87 24H86V26H87ZM110 24H109V25H110ZM120 24H122V23H120ZM120 24H118V25L120 26ZM132 24H133V23H132ZM200 24H201V23H200ZM216 24H217V23H216ZM224 24H225V23H224ZM243 24H244V23H243ZM247 24H250V22H249V23L246 22L245 25H247ZM263 24H264V22H263ZM263 24H262V25H263ZM6 25H4V26H6ZM57 25H59V24H57ZM57 25H56V26H57ZM64 25H66V24H64ZM84 25H85V24H84ZM107 25H108V24H106L105 26L103 25V27H105V28H101L102 32H101V30H99V29H100L99 27L97 28V29L100 31V32H98L100 35H101V33H104V34H105V35H104V34L102 35V36H103V39H104V37H106V36L108 37L107 39H109V36L111 37V35L113 34V33H112V34L109 33V31L106 29V26H107ZM109 25H108V27H109ZM112 25H113V24H112ZM134 25H136V24H134ZM137 25H136V26H137ZM143 25H144V24H143ZM143 25H141L142 27H141L140 25L137 26V27H139V26L141 27V28L138 29V30H139V33H137L138 31L135 30V34L137 33V35H138L139 37L141 36L140 31L144 28ZM152 25H153V24H152ZM154 25H155V24H154ZM156 25H157V24H156ZM161 25H162V24H161ZM235 25H237V24H235ZM240 25H239V26H240ZM56 26H55V27H56ZM68 26H69V27H68ZM79 26H77L76 28H78ZM113 26H114V25H113ZM113 26H112V28H113ZM119 26L114 27L113 30H114L115 28H118ZM136 26H135V28H137ZM145 26H146V25H145ZM158 26H159V25H158ZM162 26H163V25H162ZM204 26H205V25H204ZM210 26H211V25H210ZM226 26H227V25H226ZM226 26H225V28H226ZM229 26H230V25H229ZM233 26H234V25H233ZM241 26H242V25H241ZM255 26H257V25H255ZM260 26H261V25H260ZM263 26H264V25H263ZM263 26H262V27H263ZM29 27H28V28H29ZM52 27H53V26H52ZM52 27H51L50 29H48L49 32H50V30H51V33H50V34H51V37L53 36L54 39H55V37L57 38V39H55V40H57V41H54V39L52 38V39H53V40L51 39V40H52V43H53V41H54V43H55V42H56V43L59 42V43H58L59 45H61V44L63 45L64 43H67L68 41H67V42L63 41V40H65V39L62 40V42H64V43H62L61 41H58V40H59V37H57L56 32H55V31L60 32V31L57 30V28H58L59 30H61V29H63V28L60 29V27L58 26V27H56V29L53 27V28H54V29H53ZM70 27H71V28H70ZM88 27H89V26H88ZM108 27H107V28H108ZM149 27H150V26H149ZM154 27H155V26H154ZM231 27H232V26H231ZM231 27H228V28L231 29ZM249 27H250V29H249L248 27H247V28H248L250 31H252V35L254 34V35H257V36H258V33H259V32L261 31V29H262V28H260V31H258L257 28H254V26H252V27L254 28V30L257 29V30H255V32H253V30L251 29L252 27H251V26H249ZM76 28H75V29H76ZM94 28H95V27H94ZM119 28H120V27H119ZM119 28H118V30H120ZM129 28H128V29H129ZM132 28H133V25H132ZM135 28H134V29H135ZM155 28H156V27H155ZM158 28H159V27H158ZM225 28H224V30H225ZM234 28H236V27H234ZM247 28H246V29H247ZM32 29H33V28H32ZM52 29H53V31H54V30H55V31L52 32ZM87 29H88V31H89L90 28H87ZM91 29H92V28H91ZM103 29H104V31L106 30L105 32L108 31L107 33H108V34H111V35L108 36L107 33L103 32ZM110 29H111V28H110ZM128 29L126 28L127 32L130 30V29H129V30H128ZM193 29H194V28H193ZM209 29H210V28H209ZM244 29H245V28H243L242 30H244ZM248 29H247V31H248ZM13 30H14V31H13ZM26 30H27V29H26ZM26 30H25V31H26ZM65 30H64V31H65ZM113 30H112V31H113ZM118 30L115 29L114 31H115L116 33H117V32L119 33ZM132 30H133V29H132ZM132 30L129 31L128 33L134 32V31H132ZM148 30H149V29H148ZM150 30H151V29H150ZM153 30H154V28H152V30H151L152 33H153ZM215 30H216V29H215ZM215 30H214V31H215ZM227 30H228V29L226 28V31H227ZM232 30H234V29H232ZM232 30H229V32L232 31ZM11 31H12V32H11ZM27 31H28V30H27ZM45 31H46V30H45ZM62 31H63V30H62ZM88 31H87V32H88ZM122 31H123V30H122ZM122 31H121V32H122ZM142 31L145 32V31H147V29L145 28V30H142ZM151 31H150V32H151ZM212 31H213V29H212ZM221 31H222L223 34L226 33V32L224 33L223 30H221ZM244 31H245V33H246L247 35H245L244 32H243V33L241 32V33L243 34L242 37L244 36V37H247V38H248V34H249L250 31H248V32H247L246 30H244ZM257 31H258V33H257ZM7 32H8V33H7ZM46 32H47L46 34H48V31H46ZM72 32H74V30H73ZM87 32H84V33H85L84 36H85L86 38H87V36H89L90 34H91V35H95V36H97V37H100L99 34L96 33V31H94V32L89 31V33H87ZM110 32H111V31H110ZM115 32H114V33H115ZM194 32H195V31H194ZM197 32H198V31H197ZM210 32H211V31H210ZM229 32H227L226 34H228ZM233 32H234V31H232V33H230V34L232 35ZM22 33H24V32H22ZM27 33H28V32H27ZM52 33H53V34L55 33V34L52 35ZM63 33H64V32H63ZM75 33H77V32H74V33H73V34L75 35V39H73V37H72V39H73V41L75 40L76 43H78L77 41L81 40V38L83 39L84 36H82V35H83V33H82V34H80V37H81V38H78L79 36H77V34H75ZM79 33H81V32H79ZM79 33H78V34H79ZM86 33L89 34V35H86ZM123 33H125V31H124ZM145 33L147 34V32H145ZM145 33H144V34H145ZM148 33H149V32H148ZM152 33H150L151 36H152ZM187 33H188V32H187ZM218 33H219V32H218ZM235 33L238 34V31H235ZM241 33H240V34H241ZM255 33H256V34H255ZM14 34H15V35H14ZM29 34H30V33H29ZM42 34H43V33H42ZM46 34H45V36L42 35L43 37H41V36H31V37H33V39H32V41H30V44H29L28 46L26 45L27 48H26L25 52H27V53H26V55H25V52H24L23 55L27 56V55H29L30 53L34 52V51H31L32 48H34L33 50H35V48L40 49L42 45L46 44V41H47V39H48L47 36H49V39L51 38V37H50V34H48L47 36H46ZM69 34H70V32H69ZM71 34H72V33H71ZM71 34H70V35H71ZM133 34H134V33H131V36H133ZM150 34H147V35H145V36L148 37V36H150ZM197 34H198V33H197ZM213 34H215V33H213ZM213 34H212V35H213ZM220 34H221V33H220ZM223 34H221V35L223 36ZM260 34H261V33H260ZM262 34H263V36H264V29H263V33H262ZM13 35H14V36H13ZM23 35H24V34H22V36H23ZM26 35H27V34H26ZM26 35H25V37H26ZM30 35H31V34H30ZM55 35H56V36H55ZM61 35H64V34H61ZM120 35H121V34H120ZM120 35H119V36H120ZM128 35H129V34H128ZM137 35H136V36H137ZM142 35H143V32H142ZM228 35H229V34H228ZM249 35H251V34H249ZM11 36H12V37H11ZM18 36H19V35H18ZM20 36H21V34H20ZM22 36H21V37H22ZM28 36H29V35H28ZM58 36H60V35H58ZM65 36H68V34H67V35L65 34ZM72 36H73V35H72ZM76 36H77V37H76ZM102 36H101V37H102ZM114 36H116V34H114ZM123 36H126V35H123ZM136 36H133V37L135 38ZM138 36L136 37V39L139 38ZM145 36L143 37V39L145 38ZM151 36H150V37H151ZM164 36H165V34L163 35V37H164ZM217 36H218V35H217ZM234 36H236V35H234ZM234 36H232V37H234ZM0 37H1V36H0ZM60 37H61V36H60ZM62 37H63V36H62ZM62 37H61V38H62ZM85 37H84V38H85ZM112 37H113V35H112ZM128 37H129V36H128ZM128 37L126 36V38H128ZM133 37H131V38H133ZM141 37H142V36H141ZM147 37H146V38H147ZM152 37H153V36H152ZM156 37H157V36H155V38H156ZM163 37H162V38H163ZM239 37H240L239 35H237V37H235V39H234V41H233L234 46L236 45L235 47H236V49H237V45H238L237 43H240L241 45H240V44L238 45V49H239L238 51H241V52L244 51V50H242V48H243V49H246V48L248 47V48L246 49L248 52H247L246 50H245V51H246L247 53L250 52V54H248V56H250V58H249V59L246 58V57H247V56H246L247 54H245V53H246L245 51H244L245 53H243V52H242V53H241V52L239 53V52H237V50H235V48H233L234 50L232 49V53H233V55L236 54L235 52L239 53V55H240V54H243L244 56H246V57H245L246 62L244 61V64L246 63V64H249L248 66H251V65H250V64H251V59H252V58H251V54H253L254 52H251V51H250V48L252 47L251 50L253 51V50L255 49V47H256L255 52H256L257 56L255 55V53H254L253 55H255L256 57L252 55V56L254 57L253 59H255V60H252V62H253L252 65H254V63H255L254 61H256V62L261 61V60H259V61L257 60L259 57H260V59H261V58L264 59V58H263L264 56L261 57V55H260L261 53H262V55H264V54H263L264 50H263V52H261L262 49H264V42H263L264 39H262V40H261L262 42L259 43V42H257L258 39H257L256 36H255V37H256L255 40L257 39L256 41H254V39L251 40V38H250L251 36H250V37H249L250 39L248 38V39L251 41V42H249V45H250V46H248V45L246 44L247 47L245 46V48H244V46H242V45H243L242 43H244V41H242L244 37L241 39V41L239 40ZM261 37H262V35H261ZM4 38H7V37H4ZM4 38L2 37V39H4ZM15 38H16V37H15ZM19 38H20V37H19ZM27 38H30V36L27 37ZM27 38H26V39H27ZM46 38H47V39H46ZM68 38H69V39H68ZM68 38H66V39L70 41V38H71V37L68 36ZM76 38H78V40H76ZM86 38H85V39H86ZM117 38H119V37H117ZM153 38H154V37H153ZM218 38H219V36H218ZM220 38H222V37H220ZM236 38H237V39H236ZM253 38H254V37H253ZM262 38H263V37H262ZM8 39L6 40L7 42H5V40H4V42H3L4 44H3V45L1 44L0 47H1V46H4V45L9 47V45H10L9 42H11V41L8 40ZM21 39H22V38H21ZM42 39H43V40H42ZM45 39H46V41H45ZM111 39H112V38H111ZM23 40H24V39H23ZM27 40H28V39H27ZM29 40H30V39H29ZM123 40H124V39H123ZM123 40H122V41H123ZM129 40H130V38H129ZM129 40H128V41H129ZM49 41H50V40H49ZM73 41H72V42H73ZM75 41H74V42H75ZM111 41H112V40H111ZM132 41H134V40H132ZM253 41H254V42H253ZM20 42H21V41H20ZM60 42H61V43H60ZM72 42H68V44L70 45ZM82 42H83V41H82ZM119 42H120V41H119ZM187 42H188V41H187ZM231 42H232V41H231ZM236 42H237V43H236ZM255 42H257V43H255ZM100 43H101V42H100ZM104 43H105V42H104ZM120 43H121V42H120ZM124 43H125V42H124ZM127 43H128V42H126V45H128ZM132 43H133V42H132ZM136 43H137V42H136ZM139 43H140V42H139ZM139 43H138V44H139ZM250 43L252 44V46H251ZM47 44H48V43H47ZM73 44H74V43H73ZM117 44H119V43H117ZM121 44H122V43H121ZM184 44H185V43H184ZM253 44H254V46H253ZM62 45H61V48L63 47ZM65 45H66V44H65ZM77 45H78V44H77ZM114 45H115V44H114ZM114 45H112V46H114ZM230 45L232 46V43H230ZM244 45H245V43H244ZM5 46H4V47H5ZM54 46H55V45H54ZM75 46H76V45H75ZM90 46H91V45H90ZM99 46H101V48H102V44H100ZM110 46H111V45H110ZM120 46H121V45H119V48H121ZM234 46H232V47H234ZM239 46H241L242 48H241V47L239 48ZM258 46H259L260 51H259V49H257ZM8 47H7V48H8ZM39 47H40V48H39ZM43 47H44V46H43ZM55 47H56L55 49L58 48V46H55ZM96 47H98V46H96ZM96 47L94 46V48H96ZM105 47H106V46H105ZM228 47H229V46H227V48H228ZM253 47H254V49H253ZM53 48H54V47H53ZM59 48H60V46H59ZM61 48H60V49H61ZM63 48H64V47H63ZM63 48H62V49H63ZM66 48H67V45H66ZM81 48H82V47H81ZM88 48H89V47H88ZM91 48H92V46L90 47V50L88 51V54L90 53ZM94 48H92V50H95ZM107 48H108V46H107ZM114 48H116V50L119 49V48H117V46L114 47ZM0 49H1V48H0ZM29 49H31V50H29ZM45 49H46V48H45ZM60 49H59L58 52H54V53H55V54L59 53V52H60ZM70 49H71V48H70ZM70 49H69V50H70ZM72 49H73V48H72ZM86 49H87V47H86ZM112 49H113V48H112ZM222 49H223V48H222ZM27 50H28L30 53H29ZM80 50H81V49H80ZM97 50H98V48H97ZM101 50H102V49H101ZM101 50H99V51H101ZM103 50H104V52L107 53L106 48L103 49ZM105 50H106V51H105ZM108 50H109V52H110L111 48H108ZM187 50H188V49H187ZM194 50H195V49H194ZM220 50H221V49H220ZM223 50H224V49H223ZM228 50H229V51H228ZM228 50H227V51H228L229 54H230V53H231V52H230L231 48H229ZM257 50L259 51V53H257ZM1 51H3V50L1 49V50H0V53H1ZM36 51H37V50H36ZM36 51H35V54L38 53V52L36 53ZM42 51H43V50H42ZM55 51H56V50H55ZM82 51H83V50H82ZM85 51H86V50H85ZM99 51H98V54H99ZM201 51H202V50H201ZM233 51H234V52H233ZM5 52H6V51H5ZM39 52H40V51H39ZM80 52H81V51H80ZM92 52H93V51H92ZM92 52H91V53H92ZM95 52H96V51H95ZM104 52L102 51L103 54H104ZM113 52H116V51L113 50ZM186 52H187V51H186ZM186 52H185V54H186ZM195 52H196V50H195ZM217 52H218V51H216V53H217ZM221 52L224 53V51H222V50H221ZM221 52H220V53H221ZM228 52H227V53H228ZM50 53H51V51H50ZM60 53H62V52H60ZM86 53H87V52H86ZM190 53H191V52H190ZM198 53H199V52H198ZM216 53H215V55H217ZM223 53H221V54H223ZM35 54H31V56H34ZM42 54H43V53H42ZM45 54H46V53H45ZM63 54H64V53H63ZM92 54H94V52H93ZM92 54H91V56H92ZM95 54H97V53H95ZM109 54H110V53H109ZM206 54H207V53H206ZM206 54H205V55H206ZM209 54L214 55L213 52H212V53L210 52ZM225 54H226V52H225ZM0 55H1V54H0ZM23 55H22V56H23ZM37 55H38V54H37ZM71 55H72V54H71ZM71 55H70V56H71ZM101 55H102V54H101ZM186 55H188V54H186ZM192 55H193V54H192ZM194 55H196V54H194ZM233 55H232V56H233ZM239 55L237 54V56H239ZM22 56H20V57L22 58ZM47 56H48V55H44V54H43L42 56H40V54H39V57H38V58H37L36 56H34V58H32V60H34V61H30V63H29V61H28V62H27L28 65H24L26 62H25L24 64L22 63V66H19V65L17 64V62H19V61H17V60H18V57H17V58H10L11 56H10V57H4V56H3V58L1 57L2 59H4V58H5V59H4V60H2V59L0 60V62L2 61V64H1L0 66H1V68L3 69V70L0 69V89L9 92V90H12L13 88H16V87L18 88V84L20 85V84L22 83V88H25V89L28 90V91H25V90H24L23 93L20 92V97H22V96H23V97H24V96H27V97H28L29 95H33V94L35 95L37 92H41L40 90L37 91L38 89L33 91V88H34V87H33L32 89L30 88V91H29V87H30L29 84L26 85V87H24V86H25V84H26V80H27V78L30 77L29 74L32 73L31 71L34 70V68H35V70H37V67H38V68H39L40 66L43 67V66L46 65V64H47L46 66H49L50 63H51V65H52V66H51V65H50V66H51V67H54L53 64H52V62H53V58L51 59V58H50L51 56H50V57H48V58H50V59H48ZM59 56H60V55H59ZM67 56H68V55H67ZM72 56H73V55H72ZM196 56L199 58L200 55L197 54ZM219 56L222 58V57H224V54H223V56H221V55H219ZM219 56H218V57H219ZM225 56H227V55H225ZM258 56H259V57H258ZM20 57H19V58H20ZM53 57H54V55H53ZM57 57H58V56H57ZM57 57H54V61L57 63V60H58V61L61 63L62 61L59 60V59H57ZM62 57H63V56H62ZM201 57H202V56H201ZM201 57H200V58H201ZM205 57H206V56H205ZM214 57H216V56H213V59H216V58H214ZM218 57H217V58H218ZM220 57H219V58H220ZM6 58H8V59H6ZM30 58H31V57H30ZM36 58H37V59H36ZM59 58H60V57H59ZM67 58H68V59H71V58H73V57H71V58L67 57ZM67 58L64 56L63 59H62V58H60V59L64 60V59H67ZM202 58H204V57H202ZM202 58H201V59H202ZM25 59H26V58H24L23 61H26V60H27V59H26V60H25ZM28 59H29V56H28ZM35 59H36V60H35ZM46 59H47L48 61H46ZM55 59H56V60H55ZM77 59H78V58H77ZM196 59H197V58H196ZM207 59H212V58L209 57V58H207ZM222 59H223V58H222ZM227 59H229V58H227ZM235 59L238 60V58H235ZM19 60L22 61V59H19ZM72 60H73V59H72ZM78 60H79V59H78ZM80 60H81V59H80ZM202 60H203V59H202ZM204 60H205V59H204ZM216 60H217V59H216ZM218 60H219V59H218ZM218 60H217V62L220 63L221 61L219 62ZM220 60H221V59H220ZM243 60H244V59H243ZM247 60H248L250 63H249ZM49 61H51V62H49ZM193 61H194V60H193ZM198 61H199V60H198ZM198 61H197V65L200 63L199 65L202 67L201 64H203L204 62L201 63V62H202V61H201V62L198 63ZM232 61H234V60L232 59ZM239 61H240V60H239ZM263 61H264V60H263ZM46 62H47V63H46ZM59 62H58V64L62 67V66H63L62 64L64 63V65H65L68 61L65 62V60H64V62H62L61 64H60ZM71 62H72V61H71ZM186 62H187V61H186ZM205 62H206V60H205ZM210 62H212V61L210 60ZM247 62H248V63H247ZM45 63H46V64H45ZM48 63H49V64H48ZM53 63H54V62H53ZM56 63H55V65H56ZM182 63H184V62H182ZM223 63H226V62H223ZM227 63H228V62H227ZM13 64H14V65H13ZM16 64H17L18 66H16ZM19 64H21V62H20ZM76 64H77V63H76ZM193 64H194V63H193ZM193 64H192V63L189 64V67L192 66ZM229 64H230V62H229ZM263 64H264V63H259V64H258V65H261V66H260L261 70H262V68L264 67ZM23 65H24V66H23ZM67 65H68L70 68H73V65H75V64L73 63V65H72V67H71V64L69 65V62H68L65 66H67ZM197 65L194 66V67H196V68L199 69L200 66L198 65V66H199V67H198ZM203 65H204V64H203ZM213 65L215 66V63H214V62H213ZM217 65H220V64H217ZM224 65H225V64H224ZM262 65H263V66H262ZM46 66H45V67H46ZM68 66H67V67H64V66H63V67H64L65 70L68 71V69H66V68H69ZM221 66H222V65H221ZM221 66H220V68H221ZM240 66H241V65H240ZM255 66H256V65H255ZM42 67H40V69H41ZM55 67H58V68H56L57 71H58V69L61 70V68H60L58 65L55 66ZM63 67H62V68H63ZM187 67H188V66H187ZM194 67H192V71H193V68H194ZM201 67H200V68H201ZM215 67H216V66H215ZM215 67H213V69H216ZM47 68H48V67H47ZM196 68L194 69V71L196 70ZM202 68H203V67H202ZM210 68H211V65H210ZM210 68H209V69H210ZM217 68H219V67H217ZM222 68H223V67H222ZM249 68H252V66L249 67ZM255 68H256V67H255ZM31 69H32V70H31ZM51 69H52V68H51ZM54 69H55V68H54ZM73 69H75V66H74ZM190 69H191V67H190ZM190 69H189V70H190ZM198 69H197V70H198ZM203 69H204V68H203ZM203 69H202V71H203ZM209 69H207V70L204 69L205 73L202 72V73H203V76H204V75L206 74V72H207V75H206L207 77L205 76L206 79L208 78L209 73H213V72H214V70H213L212 68L210 69V70H212V72H209V71H210ZM253 69H254V66H253ZM65 70H63L64 74H66V73H65ZM69 70H70V69H69ZM75 70H76V69H75ZM179 70H180V69H179ZM179 70H178V71H179ZM186 70H187V69H186ZM186 70H185V71H186ZM189 70H188V72L190 73ZM197 70H196V71H197ZM208 70H209V71H208ZM261 70H260V71L258 70V71L261 73V72H263V71H261ZM3 71H4V72H3ZM47 71H48V70H47ZM67 71H66V72H67ZM72 71H73V72H72ZM72 71H68V72H67V74H68V76H67V74H66V76H67V80H70V79L72 78V76L70 77L71 74L73 75V74L76 73L75 76L77 75V72H76L77 70H76L75 72H74V70H72ZM194 71H193V72H194ZM28 72H29V74H28ZM34 72H35V71H34ZM55 72H56V70L53 72V74H51V75L49 74V78H53V80L56 79L55 81H57V79H59V78L61 77V76H59V75H62V77H63V74H59V75H58V74H55ZM70 72H72V73L70 74ZM176 72H177V71H175V73H176ZM197 72H198V71H197ZM197 72H196V73H197ZM56 73H57V72H56ZM58 73H62V70H61V71H58ZM178 73H179V72H177V74H178ZM191 73H192V72H191ZM198 73H199V72H198ZM244 73H245V72H244ZM250 73H251V72H250ZM260 73H259V75H257L258 78L261 77V74H263L264 72L261 73V74H260ZM27 74H28L29 77L27 76ZM69 74H70V75H69ZM182 74H185V73H182ZM186 74H188V73H186ZM186 74H185V76H184V77H186V78H184V79H189V77H190V78L193 77V76H190V74H189V76H188V75L186 76ZM192 74H195V73H192ZM192 74H191V75H192ZM227 74H228V73H227ZM31 75H33V74H31ZM54 75H55V76L57 75V77H59V78H55ZM78 75H79V74H78ZM78 75H77L76 77H78ZM84 75H85V74H84ZM179 75H180V74H179ZM263 75H264V74H263ZM263 75H262V77H264ZM81 76H82V75H81ZM143 76H144V75H143ZM182 76H183V75H182ZM196 76H197V75H196ZM199 76H200V75H199ZM203 76H201L200 79L197 78L198 81H201V79H203L202 84H203V82H204V83H206L205 87H207V88L210 87V85H211L212 83H211L208 79L211 78V77H210L211 75L209 76L210 78H208L207 81H206V79L204 80ZM213 76H214V75H213ZM216 76H217V75H216ZM219 76H220V75H219ZM242 76H243V75H242ZM254 76H255V75H254ZM26 77H27V78H26ZM36 77H37V76H36ZM46 77H47V76H46ZM69 77H70V78H69ZM79 77H80V75H79ZM150 77H152V76H150ZM179 77H180V83H181V81H183V80H181V76H179ZM179 77H178V78H179ZM187 77H188V78H187ZM232 77H233V75H232ZM247 77H248V76H247ZM252 77H253V76H252ZM252 77H251L250 79H252ZM262 77H261V78H262ZM42 78H43V77H42ZM68 78H69V79H68ZM80 78H82V77H80ZM166 78H167V77H166ZM178 78H177L176 80H178ZM212 78L214 79V77H212ZM230 78H231V77H230ZM243 78H246V76L243 77ZM254 78H255V77H254ZM32 79H33V78H32ZM32 79H31V81H32ZM60 79H61V78H60ZM63 79H64V78H63ZM72 79H76V78H72ZM77 79H78V78H77ZM77 79H76L75 81H77ZM157 79H158V78H157ZM157 79H156V81H159V80H157ZM163 79H165V78H162V80H163ZM168 79H169V78H168ZM220 79H221V78H220ZM237 79H238V78H237ZM237 79H236V80H237ZM34 80H35V79H34ZM34 80H33V81H34ZM48 80H49V79L47 78L46 82H47ZM64 80H65V79H64ZM154 80H155V79H154ZM160 80H161V79H160ZM189 80H190V79H189ZM189 80H188V81L186 80L187 83L189 82ZM210 80H211V79H210ZM215 80H217V79H215ZM224 80H225V79H224ZM242 80H243V79H242ZM246 80H249V79L246 78ZM246 80H245V81H246ZM254 80H255V79H254ZM254 80H253V81H254ZM258 80L261 82V79H260V78H259ZM262 80H263V81L261 82V84L264 82V79H262ZM49 81H51V79H50ZM55 81H53V82L51 81V83H48V82H47V83L50 85V84L55 83ZM62 81H63V80H62ZM152 81H153V80H152ZM167 81H168V80H167ZM178 81H179V80H178ZM178 81H177V83H179ZM186 81H183V83H186ZM194 81H195V80H194ZM211 81H212V80H211ZM218 81H219V80H218ZM259 81H258V82H259ZM28 82H30V81L28 80L27 83H28ZM37 82H38V81H37ZM41 82H42V81H41ZM68 82H69V81H68ZM68 82H67V84L69 85ZM70 82H73V81L70 80ZM196 82H197V81H195V83H196ZM213 82H214V81H213ZM235 82H236V81H235ZM238 82H239V81H238ZM247 82H248V81H247ZM258 82H257V83H258ZM35 83H36V80H35ZM35 83H34V84H35ZM47 83H46L45 87H47ZM75 83H76V82H75ZM151 83H152V82H151ZM154 83H155V82H154ZM160 83H161V81H160ZM162 83H163V82H162ZM169 83H170V82H169ZM174 83H175V82H174ZM190 83H191V82H190ZM193 83H194V82L192 81L191 84H193ZM197 83H198V82H197ZM210 83H211V84H210ZM38 84H41V83H38ZM42 84H45V83H42ZM65 84H66V82H64V85H65ZM73 84H74V83H73ZM163 84H166L165 87H166L167 89L169 88V86L167 87V84H168V83L166 82V80H164V83H163ZM170 84H171V83H170ZM200 84H201V83H200ZM213 84H214V83H213ZM236 84H237V83H236ZM254 84H255V83H254ZM71 85H72V84H71ZM80 85H81V84H80ZM155 85H156V84H155ZM168 85H169V84H168ZM171 85H172L171 88L168 89V90L171 91L172 87H174V88L172 89L173 91H171V92L175 93V94H173V96L175 95V96H174V98H175V97H176V94H179V92L176 93V91H177L179 88H181V87H180V86H176V85L173 86V84H171ZM234 85H235V84H234ZM257 85H258V84H257ZM263 85H264V84H263ZM27 86H28V87H27ZM36 86L41 87L40 85H37V84H36ZM50 86H51V85H50ZM74 86H75V84H74ZM151 86H152V85H151ZM159 86H160V85H159ZM200 86H201V85H200ZM42 87H43V85H42ZM42 87H41V88H42ZM68 87H69V86H68ZM157 87H158V86H157ZM163 87H164V86H163ZM165 87H164V90H161L162 92H163V91L165 92ZM196 87H198V88L200 89L199 94H200L201 96H204V95H205L204 97L206 98V95H207V94H206V93L204 94V92H206L207 88H205V87H203V86H201V87H199V86H195V88H193V89H192V88L187 89V90H186V92H188L187 95H189V97H190L192 94H194L195 91L197 92V90H195ZM257 87H258V86H257ZM43 88H44V87H43ZM77 88H78V87H77ZM198 88H197V89H198ZM210 88H211V87H210ZM243 88H244V87H243ZM246 88H247V87H246ZM156 89H157V88H156ZM167 89H166V90H167ZM174 89L176 90L175 92H174ZM205 89H206V90H205ZM211 89H212L213 92H215L214 94L216 95V91L213 90V87H212ZM211 89H210V90H211ZM236 89H237V88H236ZM236 89H235V90H236ZM263 89H264V87H263ZM81 90H82V89H81ZM81 90H80V91H81ZM153 90H154V89H153ZM168 90H167V91H168ZM191 90H192V91H191ZM194 90H195V91H194ZM208 90H209V88H208ZM210 90H209V91H210ZM32 91H33V94H32ZM156 91H157V94H158V90H156ZM161 91H160V92H161ZM179 91H180V90H179ZM181 91H184V92H185V90H181ZM198 91H199V90H198ZM209 91H207V93H209ZM232 91H233V90H232ZM257 91H258V90H257ZM263 91H264V90H263ZM0 92H2V94L0 93V98L2 99L3 97H5V96H4L5 93H3V91H0ZM29 92H30L31 94H30ZM139 92H140V91H139ZM152 92H153V91H152ZM152 92H151V93H152ZM160 92H159V93H160ZM186 92H185V93L180 92V94L184 95V94H186ZM190 92H191V93H190ZM196 92H195V94H196V95H199V94L196 93ZM224 92H225V94H226V96H227V92H226V91H224ZM80 93H81V92H80ZM128 93H129V92H128ZM140 93H141V92H140ZM151 93H150V94H151ZM155 93H156V92H153V94H155ZM189 93H190L191 95H190ZM230 93H231V92H230ZM263 93H264V92H263ZM21 94H22V96H21ZM55 94H56V93H55ZM76 94H77V93H76ZM141 94H142V93H141ZM150 94H147V95L150 96ZM157 94H156V96H157ZM161 94H163V93H161ZM164 94L166 95V96L164 97V99H163V96H164V95L161 96L162 98L160 97V94L158 95L159 97L157 96V98L161 99L162 102H163V104H162L161 100L159 101V100L156 98V100H158L159 104H162V106H163L164 104H166L165 101H166L167 103H168V101H172V105H173V106H174L175 103H176V105L180 104V106H179V105H178V107H176V106L173 107V106H172L173 109L170 110L171 107H170V102H169V103L167 104V105H169V109H168V106H167L166 108H165V106H164V109H165V110H164L163 107H162V110H163V111H160L159 109H161V105L158 104L157 107H158V108L160 107V108H159V109L156 108V107L152 108V109H153V112H150V113H149V110L147 111V109H146V112H147L146 115L149 113L148 115L150 116V115H152V113H153V114H155L156 116L159 115V116L156 117V118H159V117L161 118L160 115H162V114L164 113V116L162 115V116H163L162 118H163V120H164L165 116L169 119V116L167 115L168 112H170V113L173 112V113H171V116H172V114H173V118H174V117H175L174 114H175V115L177 114V113H174V112L177 110V112H179V113H178V114H179L178 117L176 116V117L174 118L175 120H174L173 118H170L171 121H172V123H175L176 119L178 120L179 117H180V118H181V116L183 117L184 115H182V114H183V113L186 114L187 112H188V114H194V115H197L196 117H198L199 114L202 115V114L206 113V117H205V118L207 119V117H209V116H211V115H215V114L218 115L219 112L222 113V111H224V110L218 111L219 109H216V108H218V107L214 108V106L212 107L211 105H210V107H211V108H210V107H209V104H210L209 101H210L212 98L209 97V99H208V95H207V101H208L209 103H208L207 101L204 100V99H205L204 97H203V98H204V99H203L204 102H203V101H201V102H196V101H197V100H195V97H196V96L194 97L193 95H192L193 97H192V96L190 97V98L193 99V101H192V102H189L191 99H190L188 96L185 95V96L188 97L190 100H189L188 98L184 97L185 100L188 99L189 101L187 100V101H188V102H187V106L185 105V107H183V111H184V112L182 111L181 114H180V110H182V109H180V108L183 106L182 103L185 104V102H186L185 100H183L182 103H178V102H181V101H182L181 98H183V96L181 95L182 97H180L181 101H178V100H177L178 102H175V101H174L175 99H174V100H172V99L170 100V98H169V97H171L169 94H172V93H168V94H167V92H166V93H164ZM195 94H194V95H195ZM203 94H204V95H203ZM210 94L212 95L213 93L210 92ZM210 94H209V96H210ZM214 94H213V95H214ZM219 94H221V93H219ZM254 94H255V93H254ZM40 95H41V94H40ZM102 95H103V94H102ZM104 95H105V94H104ZM131 95H132V94H131ZM151 95H152V94H151ZM167 95H169V96L167 97ZM200 95H199V96H200ZM217 95H218V94H217ZM2 96H3V97H2ZM55 96H56V95H55ZM69 96H70V95H69ZM90 96H91V95H90ZM139 96H140V95H139ZM142 96H143V95H142ZM153 96H154V95H153ZM177 96H178V95H177ZM220 96H221V95H220ZM224 96H225V95H224ZM263 96H264V95H263ZM41 97H42V96H41ZM71 97H73V96H71ZM106 97H107V96H106ZM217 97H218V96H217ZM250 97H251V96H250ZM252 97H253V96H252ZM5 98H6V97H5ZM5 98H4V99H5ZM10 98H11V97H10ZM44 98H45V97H44ZM67 98H68V97H67ZM120 98H121V96H120ZM131 98H132V97H131ZM166 98L169 99V100H166ZM171 98H173V97H171ZM176 98H177V97H176ZM214 98H216V97H214ZM253 98H254V97H253ZM259 98H260V97H259ZM1 99H0V100H1ZM13 99H14V98H13ZM79 99H80V98H79ZM104 99H105V97H104ZM122 99H123V98H122ZM125 99H126V98H125ZM147 99H148V96H147ZM147 99H146V100H147ZM153 99H154V98H152V99L150 98V100L148 99V100H147V103L144 101L145 99H144V100L142 99V100H143L146 104H148L151 100H152V101H155V102H153L154 104H153V103L151 104L152 101H151L149 104H150L151 106H152V105L156 106L155 104L158 103V102H157L155 99H154V100H153ZM177 99H178V98H177ZM200 99H201V97H200ZM220 99H221V98H220ZM262 99H263V98H262ZM5 100H8V102H9V99L6 98ZM5 100H4V101H5ZM20 100H21V99H20ZM128 100H129V99H128ZM137 100H138V99H137ZM194 100H195V101H194ZM216 100H217V99H216ZM222 100H223V99H222ZM227 100H228V99H227ZM253 100H254V99H253ZM1 101H3V100H1ZM1 101H0V102H1ZM14 101H15V100H14ZM18 101H19V100H18ZM80 101H81V100H80ZM95 101H96V100H95ZM139 101H140V100H139ZM139 101H138V102H139ZM173 101H174V102H173ZM184 101H185V102H184ZM212 101H213V100H212ZM220 101H221V100H220ZM6 102H7V101H6ZM10 102H12V101L10 100ZM82 102H83V100H82ZM105 102H106V99H105ZM113 102H114V101H113ZM116 102H117V101H116ZM136 102H137V101H136ZM138 102H137L136 104H139ZM144 102H141V104H140L141 106H139V108L141 107V109H142V104H143ZM226 102H227V101H226ZM228 102H229V101H228ZM88 103H89V102H88ZM94 103H95V102H94ZM97 103H98L97 106H100L99 102H97ZM121 103H122V102H121ZM188 103H189V104H188ZM190 103H191V104H190ZM214 103H215V102H214ZM218 103H219V101H218ZM83 104H84V103H83ZM114 104H116V103H114ZM212 104H213V103H212ZM14 105H15V104H14ZM85 105H86V104H85ZM89 105H90V104H89ZM106 105H107V104H106ZM112 105H113V104H112ZM116 105H117V104H116ZM119 105H120V103H119ZM122 105H123V104H122ZM134 105H135V104H134ZM181 105H182V106H181ZM217 105H218V104H216V106H217ZM47 106H48V105H47ZM47 106H46V107H47ZM74 106H75V105H74ZM101 106H102V105H101ZM126 106H127V105H126ZM126 106H125V107H124V106H123V107H121V106L119 107V106H118V107H119L120 111H122V112L124 111L125 114L127 115V113L130 112L128 109L131 108V107H129V108L127 107V108H128V109H127ZM128 106H129V105H128ZM137 106H138V105H135V107H133V109L135 108V110H136V109L138 108ZM188 106H189V107H188ZM224 106H225V105H224ZM3 107H4V106H3ZM6 107H8V106H6ZM90 107H93V105L90 106ZM106 107H107V106H106ZM118 107H117V108H118ZM187 107H188L189 110H188L187 112H185V111L187 110ZM220 107H221V106H220ZM13 108H15V107H13ZM34 108H35V107H34ZM60 108H62V107H60ZM77 108H78V107H77ZM94 108H95V107H94ZM99 108H100V107H99ZM121 108H123V109L126 108V110H123V109L121 110ZM147 108H148V107H147ZM174 108H176V109L174 110ZM221 108H222V107H221ZM1 109H2V108H1ZM17 109H19V108H17ZM26 109H27V108H26ZM30 109H31V108H30ZM79 109H80V108H79ZM131 109H132V108H131ZM131 109H130V110H131ZM133 109H132V113L135 112V111H133ZM149 109H151V108H149ZM152 109H151V111H152ZM157 109H158L160 112H162V114H160L159 111H158ZM166 109H168V110H167L168 112H166ZM127 110H128V111H127ZM138 110H139V109H138ZM142 110H143V109H142ZM154 110H155L156 112L158 111L159 114H156V112L154 113ZM169 110H170V111H169ZM173 110H174V111H173ZM204 110H206V111L204 112ZM227 110H228V109H227ZM8 111H9V110H8ZM56 111H57V110H56ZM67 111H68V110H67ZM87 111H88V110H86V112H87ZM98 111H99V110H98ZM126 111H127V112H126ZM11 112H12V111H11ZM16 112H17V111H16ZM82 112H83V111H82ZM84 112H85V111H84ZM86 112H85V113H86ZM92 112H93V111H92ZM92 112H91V113H92ZM101 112H103V111H101ZM141 112L144 113V110L141 111ZM202 112H203V113H202ZM53 113H54V112H53ZM79 113L82 114L81 112H79ZM85 113H83V114H85ZM88 113H89V112H87V114H85L86 116L84 115L85 118L87 117ZM91 113H89V114H91ZM106 113H107V112H106ZM4 114H5V113H4ZM74 114H75V113H74ZM80 114H79V115H80ZM108 114H109V113H108ZM112 114H113V113H112ZM130 114H131V113H130ZM134 114H135V113H134ZM165 114H166V115H165ZM227 114H228V113H227ZM39 115H40V114H39ZM48 115H49V114H48ZM92 115H93V113H92ZM98 115H99V114H98ZM116 115H117V114H116ZM118 115H119V114H118ZM139 115H140V114H139ZM148 115H147V116H148ZM155 115L150 116V117H153V119H154V118H155ZM194 115H190V116L193 117ZM220 115H221V114H219V117H220ZM59 116H60V115H59ZM88 116H89V118H92V117H90V115H88ZM93 116H94V115H93ZM108 116H109V115H108ZM110 116H111V115H110ZM122 116H123V115H122ZM129 116H132V115H129ZM134 116H136V115H134ZM142 116H143V114H142ZM187 116H188V115H187ZM187 116H186V117H187ZM190 116H189V119H190ZM226 116H227V115H226ZM258 116H259V115H258ZM76 117H77V116H75V118H76ZM79 117H80V116H79ZM101 117H102V116H101ZM120 117H121V116H120ZM120 117H119V118H120ZM145 117H146V116H145ZM186 117H184V120H186V119L188 118V117H187V118H186ZM217 117H218V116H217ZM53 118H54V117H53ZM53 118H52V119H53ZM72 118H73V117H72ZM93 118L96 119L97 116H96V118H95V117H93ZM135 118H136V117H135ZM167 118H165V119H167ZM210 118H211V117H209L208 119L210 120ZM213 118H216V117H213ZM222 118H223V117H222ZM21 119H23V118H21ZM63 119H64V118H63ZM73 119H74V118H73ZM80 119H81V118H80ZM101 119H102V118H101ZM138 119H141V118H138ZM142 119H143V118H142ZM168 119H167V120H168ZM170 119H169V120H170ZM172 119H173V120H172ZM181 119H183V118H181ZM198 119H199V118H198ZM208 119H207V120H208ZM218 119H219V118H218ZM33 120H34V119H33ZM36 120H39V119H36ZM59 120H60V119H59ZM67 120H68V119H67ZM75 120H76V119H75ZM77 120H78V118H77ZM82 120H83V119H82ZM87 120H88V119H87ZM91 120H92V119H91ZM121 120H122V119H121ZM123 120H124V123H125V119H123ZM123 120H122V121H123ZM133 120H134V119H133ZM163 120L160 119V123H162L161 121H163ZM167 120H165L164 123H165ZM169 120H168V122L165 123V124H168V123L170 122ZM184 120H182L183 122H182L181 120H178V121H181L182 123H184ZM187 120H188V119H187ZM190 120H191V119H190ZM216 120H217V119H216ZM225 120H226V119H225ZM22 121H24V120H22ZM29 121H30V119H29ZM62 121H63V120H62ZM65 121H66V120H65ZM65 121H64V122H65ZM84 121H85V120H84ZM84 121H83V122H84ZM89 121H90V120H89ZM98 121H99V120H98ZM98 121H97V122H98ZM122 121H121L120 123H122V126H123V125H125V124H124ZM131 121H132V120H131ZM143 121H144V120H143ZM145 121H147V120H145ZM149 121H150V122L147 123V124H149V125H146V122H145V125H146V126H150V130L153 129V128L156 129V128H157V125H156L154 122H152L151 120H149ZM153 121H154V120H153ZM173 121H174V122H173ZM178 121H177V122H178ZM191 121H192V120H191ZM196 121H197V120H196ZM210 121H211V120H210ZM212 121H213V120H212ZM222 121H223V119H222ZM1 122H2V120H1ZM5 122H6V121H5ZM17 122H18V121H17ZM33 122H34V121H33ZM35 122H36V121H35ZM66 122H67V121H66ZM71 122H72V121H71ZM102 122H103V121H102ZM109 122H110V121H109ZM137 122H139V121H137ZM186 122H187V121H186ZM193 122H194V121H193ZM218 122H219V121H218ZM19 123H20V122H19ZM24 123H25V122H24ZM31 123H32V122H31ZM68 123H69V121H68ZM89 123H90V122H89ZM117 123H119V122H117ZM128 123H129V122H128ZM141 123H142V122H141ZM141 123H140V122L137 123V124H138V127L135 126L136 123H131V124H133V125H132L133 127L131 126L130 123H129L130 125H128L127 123H126V124H127L128 126H130V128L132 127V128L134 129L133 131H135V128H137V130L139 129V124L142 126V128L144 127V125H142ZM151 123H154L156 126H155V127L153 126V127L151 128V125H150ZM172 123H170V124L173 126ZM188 123H191V122H188ZM214 123H215V122H214ZM214 123H213V124H214ZM236 123H237V122H236ZM14 124H15V123H14ZM65 124H67V123H65ZM74 124H75V123H74ZM87 124H88V123H87ZM91 124H92V123H91ZM91 124H90V125H91ZM95 124H96V123H95ZM165 124H164V125H165ZM170 124H169V125H170ZM193 124H194V123H193ZM197 124H198V122H197ZM199 124H200V123H199ZM221 124H222V123H221ZM29 125H30V124H29ZM56 125H57V124H56ZM78 125H79V124H78ZM106 125H107V124H106ZM114 125H116V124H114ZM114 125H113V126H114ZM171 125H170V126H171ZM177 125L180 126V122H179V124H177ZM185 125H186V123H185ZM211 125H212V123H211ZM244 125H245V124H244ZM11 126H12V125H11L10 123H9V124H8V123H6V124H5V123H3V124L0 123V129L2 128L3 131H4V133H1V134H0V142H1L2 140H4V138L7 140V138L10 137L9 135H10V130H11L10 128H11ZM20 126H21V125H20ZM30 126H31V125H30ZM39 126H40V125H39ZM59 126H60V125H59ZM65 126H66V125H65ZM92 126H93V125H92ZM116 126H117V125H116ZM119 126H120V125H119ZM134 126H135V128H134ZM161 126H162V125H161ZM161 126H160V127H161ZM175 126H176V125H174V127H175ZM189 126H190V125H189ZM212 126H213V125H212ZM212 126H211V127H212ZM12 127H13V126H12ZM31 127H32V126H31ZM34 127H35V126H34ZM34 127H33V128H34ZM62 127H63V126H62ZM123 127H124V126H123ZM123 127H122V128H123ZM125 127L129 129V127H127L126 125H125ZM187 127H188V126H187ZM15 128H16V127H15ZM21 128H22V127H21ZM40 128H42V127H40ZM68 128H69V127H68ZM82 128H83V126H82ZM93 128L96 129V126L93 127ZM100 128H101V127H100ZM110 128L112 129V127H110ZM113 128H114V127H113ZM119 128H121V127H119ZM132 128H131V129H132ZM142 128L140 127V129H139L138 131H141ZM145 128H146V127H145ZM165 128L168 129V128H170V127H164V129H163V128H159V129H160V130L163 129V130L165 131ZM185 128H186V127H185ZM193 128H194V130L197 129L196 127H193ZM193 128H189V127L186 128V130L188 129L187 132H183L182 130H181V131L178 130V131H180L181 133L178 132V131L175 132L174 129H176V128L171 129L172 132H171V131H168L169 129L166 130L168 133H170V134L172 133L173 138H174V136H177V137H175V138H176V139L179 138L180 140H181V139H184V138L186 137V136H183L184 133H185V134L188 133V135H189L188 137L190 138V140H189L188 138H187L188 140L185 138V139L183 140V142L185 141L184 143L181 142L180 140H178V141L181 142V143L178 142L179 145L177 146V145H175L176 143H174V141H173V140H175V139L172 138V139H171V140H172V144L174 143V145L177 146L178 148H177V147L174 148V146H172V144L169 142L170 140L168 141L169 143L167 142V143H168V146H171V148L173 147L172 152H171V149H169L170 152H171L169 155H171V154L173 153V155H171V156H173V158H174V157L178 158V156H181V155L183 156V157H182V156L179 157L178 159L175 158L177 161H174V162L177 164V165H176V168L178 167L177 169H179V170H177V172H179V173L177 174V172H176V174L178 175V177H177V178H178V181H177V178H176V181H177V182L175 181V184L177 183V184L175 185V188H176L175 190H176L177 194L179 195V197H178V199H177V201H176L175 203L173 202L172 206H171L170 204L167 205V202H166V201H165L166 203H164V204L167 205V206L170 205V206L172 207V209H173V208H176L178 214L176 213L175 210H174V211H175V212H174V211L170 208V206H169V209H167V207H165V206L163 207V208H166V209H167L166 211H168V212H169L170 209H171V211H173V212H171V211H170V212L173 214V215H172L173 218H174V217H175V218L173 219L171 215H169V216H171V217H169V216L167 217V215L170 214V212L168 213V212L165 211V214H163V215H166V214H167L166 216H164V218H165V222H164V223H165V224H163V225L160 224V226L162 225V228H160L161 231H162V233L159 234V235H162V234H163V236H158V238L160 237V241H158L159 239L157 238L156 241H158L159 243L156 242V244L158 243L157 246H156V248H154L155 246H154V247H151V246H150L151 248L148 249V248H147V245H146V246L143 245L144 241H143V243L141 244V242H142L141 240H140V241H141L140 243H138V244H136V245H132V247H131L130 245H128V244L126 243V239L124 238V239H125V243L122 242V241H121L122 244H121V243H117V242H115V243H113V244H109L108 246H106V245H104V244L102 245V243L99 242V241H95V243H98V242H99L101 245H100V244H99V245L96 244V245H97V247H96L95 243H92V244L95 245V247H94V248H91L90 250H87V249L84 250V249H82L81 247L78 246L79 244H78V245H76V244L72 245V243H73L74 241L71 243L72 246L70 245V247H69V244H68V247H67V248H65L66 246H65V247L63 246V248L58 247V249H56V248H57V247H56V248L53 250V245H54V244L52 245L51 248H49V246H48V247L45 246L44 244H42L43 246H42V245L40 246V244H37L38 246L35 245V246H33L32 248H30V250H29V249H22V246H24V244L21 245V246H19V245H18L19 243H18V244L16 245V243H14V242H16L17 239H15V241L13 240L14 242L12 241L13 238H12L11 240H10V238H9V240H7L5 237H6V236L10 237V235H8V232H9V229H11V228H7L4 232L2 231L3 234H7L5 237H4V235H1V234H0V264H176L177 261H176V262H175V260L172 261V259H174L175 255H176V256H177V255L179 256V261L177 262V264H192L193 262H192V261H189L190 259L188 260V262L186 261L187 263L184 261V256L186 257V252H187L186 249H187V248L189 249V246H190V244H191V243H189V242H190V239L193 241V240H194V235L197 234V236H199V234H200V235H201V233L204 234V232L201 231V230H203L202 227H201L202 225L200 226V228H199V226L196 227L198 224H197V225L195 224V227L193 226L192 223H194V222H192L191 218H192L193 216H197V215L200 214L202 211H203L204 213L206 212V213L208 214V217H209V215H211V214H214V216H217V214H218V215L220 214L219 211H218V213H217V209L219 210V209H221V208H222V210L225 212V213L223 212V213L225 214V216L228 215V216H230L231 218L233 217L234 219H235L236 216H239V217H240V215L237 214V213H239V211H240V207L243 206V205L241 206L242 203H240V200H241L244 196H246L245 193H247V198H249L250 201H247V198H246V199L243 198L242 200L245 199V200L247 201V203H248V202H251L250 204L254 203L253 206H255V204H257V202H255V200L257 199V195H256V194H260V193H258V192H259L258 190L260 189V181H261V179H264V178H261L263 174L261 175V177H260V175H259V174L261 173V171H260V173H259V172H256V173H257V176H256V181H255V179H254L255 183H254V185H253V188H254V186H255V188L258 189V190H256L257 192L254 191L256 194H255V193H254V194H251V192H249V191L247 190V187H246V186H247V183H248V181H247L246 178H248V177H246V178L244 179V173H245V172H244V171H241L242 169L240 170V171H241L240 173H239V171L237 172V169H239V166H237L238 163H237V164H233V163H234L233 160H235V159L232 158V157H233V156L235 157V156L238 155V156H241V157H239V158L242 159V158H243L242 156H245L246 158H248V157L251 156V154H252V153H251V154L248 153V150H250L251 148L249 149V148H248V145H246L245 143H243V144H245L246 146H245V145H241V147L239 146L240 148H238L237 150L235 149V150H236L235 152H232V151H229V150L227 151V149H226V151H223L222 156L220 157L221 160H224V161H223V163H224L223 166H224V168L226 169V171H230V170L234 169V170H236L237 174H239V176H238V177H239V183H238V182H237V183H236V182L233 183V181L230 180L227 176H226V177H225L224 175H223L222 177H221V176H218L219 174L217 175V172H218L219 170H218V171H216V170H217V167H218V165H219V160H220V159H219V154H218V153H215V147H216V145H214L215 142H212L213 140H214V141L216 140L215 137H218V136H219V134L217 135V133H215V132H218V131H215V128H213L212 130H213L214 132H212V133H211V132H210V133L207 132L208 134H206V133L204 132V133L206 134V138H207V139H206V138L203 139L202 137H198V136H199L198 134H197L198 136H196L195 134H193V133H194ZM245 128H246V127H245ZM9 129H10V130H9ZM29 129H30V128H29ZM91 129H92V128H91ZM95 129H94V130H95ZM106 129H107V128H106ZM123 129H124V128H123ZM128 129H126V130H128ZM143 129H144V128H143ZM143 129H142V130H143ZM146 129H147V128H146ZM159 129H158V130H159ZM180 129H181V128H180ZM247 129H248V127H247ZM247 129H246V131H249V130H247ZM15 130H17V129H15ZM22 130H23V129H22ZM89 130H90V129H89ZM109 130H110V129H109ZM137 130H136V131H137ZM144 130H145V129H144ZM221 130H222V129H221ZM7 131H9V132H8L9 135L5 136V135L7 134V133H6ZM17 131H18V130H17ZM90 131H91V130H90ZM102 131H103V130H102ZM104 131H105V130H104ZM128 131H129V130H128ZM133 131H131V132L133 133ZM154 131L156 132V130H154ZM154 131L152 132V130H151L152 133H154ZM11 132H12V131H11ZM120 132H121V131H120ZM129 132H130V131H129ZM159 132H160V131H159ZM159 132H157V133H159ZM162 132H163V131H162ZM162 132H160L161 134H159V135H162ZM167 132H164V133H165V135H167L166 137H169L170 134H166ZM189 132H190V133H189ZM30 133H31V132H30ZM44 133H45V132H44ZM67 133H69V132H67ZM92 133H93V132H92ZM102 133H103V132H102ZM105 133H106V132H105ZM108 133H109V132H108ZM144 133H145V132H144ZM173 133H174L175 135H174ZM182 133H183V134H182ZM199 133H200V132H199ZM201 133H202V132H201ZM231 133H232V132H231ZM12 134H13V133H12ZM12 134H11V135H12ZM25 134H26V133H25ZM63 134H64V133H63ZM73 134H74V133H73ZM109 134H110V133H109ZM113 134H116V133H113ZM134 134H135V132H134ZM148 134H149V133H148ZM178 134H179L180 136H179ZM237 134H238V131H237ZM19 135H21V133H20ZM126 135H127V134H126ZM165 135H164V136H165ZM168 135H169V136H168ZM186 135H187V134H186ZM201 135H202V134H201ZM201 135H200V136H201ZM215 135H216V136H215ZM246 135H247V134L244 133L243 135H241V138L243 139V137H245ZM2 136H3V137H2ZM8 136H9V137H8ZM12 136H13V135H12ZM41 136H42V135H41ZM59 136H60V133H59ZM120 136H121V135H120ZM156 136H157V135H156ZM181 136H182V137H181ZM239 136H240V135H239ZM247 136H248V135H247ZM263 136H264V135H263ZM26 137H27V136H26ZM56 137H57V136H56ZM60 137H61V136H60ZM112 137H113V136H112ZM115 137H116V136H115ZM196 137H197V138H196ZM29 138H30V137H29ZM61 138H62V137H61ZM66 138H67V137H66ZM119 138H120V137H119ZM119 138H118V139H119ZM153 138H154V137H153ZM156 138H157V137H156ZM156 138H155V139H156ZM170 138H171V137H170ZM198 138H202L207 144H205L204 147H201V145L203 146V144H202V141H201V143H199L200 141H199ZM214 138H215V139H214ZM227 138H228V136H227ZM9 139H10V138H9ZM9 139H8V140H9ZM24 139H25V138H24ZM37 139H38V138H37ZM44 139H45V138H44ZM98 139H99V138H98ZM115 139H117V137H116ZM118 139H117V140H118ZM202 139H201V140H202ZM224 139H225V138H224ZM224 139H223V140H224ZM238 139H239V138H238ZM88 140H89V139H88ZM128 140H129V139H128ZM131 140H133V139L131 138ZM131 140H130V141H131ZM220 140L222 141L221 138H220ZM240 140H241V139H240ZM29 141H30V140H29ZM46 141H47V140H46ZM139 141H140V140H139ZM142 141H143V140H142ZM198 141H199V142H198ZM224 141H225V140H224ZM233 141H234V142H233ZM236 141H237V135H234V136L232 135L231 138H230L229 140L226 139L225 143L227 142V145H228V147H229L232 143H235ZM3 142H4V141H3ZM8 142H9V141H8ZM27 142H28V141H27ZM89 142H90V141H89ZM118 142H119V141H118ZM161 142H162V140H161ZM244 142H245V141H244ZM102 143H103V142H102ZM139 143L141 144V142H139ZM151 143H152V141H151ZM157 143H158V142H157ZM162 143H163V142H162ZM185 143H187V146H192L191 149H190V147H189V149H188ZM212 143H213V144H212ZM238 143H239V142H238ZM259 143H260V142H259ZM12 144H13V143H12ZM17 144H18V143H17ZM106 144H107V143H106ZM142 144H143V143H142ZM142 144H141V145H142ZM164 144H166V142H165ZM169 144H171V145H169ZM199 144H200V145H199ZM216 144H217V143H216ZM1 145H2V144H1ZM5 145H6V144H5ZM9 145H10V144H9ZM13 145H14V144H13ZM39 145H40V144H39ZM49 145H50V144H49ZM74 145H75V144H74ZM149 145H150V144H149ZM236 145H237V144H236ZM257 145L259 146V144H257ZM263 145H264V144H263ZM3 146H4V145H3ZM7 146H8V145H7ZM7 146H6V148L8 149ZM14 146H15V145H14ZM18 146H19V145H18ZM18 146L15 147V148H17V149H15V150H14V149H12V150L9 149V150H10L9 153H11V151H13V150H14L15 152H20V151H21V148H19ZM89 146H90V145H89ZM113 146H114V145H113ZM135 146H136V145H135ZM152 146H154V145H152ZM163 146H165V145H163ZM168 146H167V144H166V146H165V149H166V150H167L168 148H170V147H168ZM221 146H222V145H221ZM234 146H235V145H234ZM249 146H250V145H249ZM258 146H255V148H253L254 150L256 149V151L253 150V151L255 152V154L251 156V157L254 156V157L257 159V161H258V159H259V157H260V152H261V149H260V147H258ZM260 146H262V144H261ZM25 147H26V146H25ZM57 147H58V146H57ZM103 147H104V146H103ZM150 147H151V146H150ZM156 147H157V146H156ZM166 147H167V148H166ZM205 147H206V148H205ZM230 147H231V146H230ZM230 147H229V149H230ZM256 147H258V148H256ZM262 147H264V146H262ZM13 148H14V147H13ZM53 148H54V147H53ZM147 148H148V147H147ZM153 148H154V147H153ZM161 148H163V147H161ZM186 148H187V149H186ZM202 148H203V149L205 148V150H203ZM223 148H224V147H223ZM22 149H24V148H22ZM39 149H40V148H39ZM90 149H91V148H90ZM156 149H157V148H156ZM165 149H164V150H165ZM176 149H177L178 151H177ZM0 150H2V149H0ZM4 150H5V149H4ZM4 150H3V151H4ZM103 150H105V149H103ZM150 150H151V149H149L148 151H150ZM157 150H159V147H158ZM169 150H167V151L169 152ZM174 150H175L176 152H175ZM213 150H214V151H213ZM224 150H225V149H224ZM24 151H25V149H24ZM30 151H31V150H30ZM36 151H37V150H36ZM98 151H100V150L98 149ZM121 151H122V150H121ZM124 151H125V150H124ZM130 151H131V150H130ZM142 151H143V150H142ZM167 151H166V155H168ZM173 151H174L176 154H178V153H179V154H178L177 156H176V155L174 156L175 153H174ZM216 151H217V150H216ZM259 151H260V152H259ZM263 151H264V149H263ZM7 152H8V151H7ZM7 152H6V154H7ZM33 152H34V151H33ZM45 152H46V151H45ZM50 152H51V151H50ZM85 152H86V151H85ZM143 152H144V151H143ZM158 152H159V151H158ZM158 152H157V153H158ZM177 152H178V153H177ZM251 152H252V151H251ZM2 153H3V152H2ZM2 153H1L0 155H2ZM21 153H23V152L21 151L20 154H21ZM27 153L29 154L28 151H27ZM79 153H80V152H79ZM101 153H102V152H101ZM106 153H107V152H106ZM160 153H161V151H160ZM164 153H165V152H164ZM6 154H5V155H6ZM25 154H26V153H25ZM39 154H40V153H39ZM248 154H249V155H248ZM12 155H14L13 152H12ZM16 155H18V153H16ZM22 155H23V154H22ZM31 155H32V154H31ZM31 155H30V156H31ZM34 155H35V154H34ZM63 155H64V154H63ZM90 155H91V154H90ZM98 155H100V154H98ZM146 155L149 156V153L146 154ZM7 156H8V154H7ZM14 156H15V155H14ZM26 156H27V155H26ZM28 156H29V155H28ZM41 156H42V155H41ZM58 156H59V155H58ZM64 156H65V155H64ZM96 156H97V155H96ZM108 156H109V155H108ZM148 156H147V159H148ZM185 156H186V157H185ZM247 156H248V157H247ZM5 157H6V156H5ZM8 157H9V156H8ZM10 157H12V156H10ZM10 157H9V159H11ZM22 157H23V156H22ZM65 157H66V156H65ZM142 157H143V156H142ZM168 157H169V156H168ZM168 157L165 156V154H164V156H162V159L164 158V159H163L164 161H166V159H168V160H167V164H169V160H170ZM245 157H244V158H245ZM15 158H17V157L15 156V157H14V160H15ZM35 158H36V157H35ZM82 158H83V157H82ZM134 158H135V157H134ZM149 158H150V157H149ZM156 158H157V156H156ZM2 159H3V158H2ZM19 159H20V158H19ZM26 159H27V158H26ZM48 159H49V158H48ZM73 159H74V158H73ZM92 159H93V158H92ZM95 159H96V158H95ZM158 159H159V158H158ZM158 159H157V160H158ZM248 159H249V158H248ZM32 160H33V157H32ZM45 160H46V159H45ZM54 160H55V159H54ZM75 160H76V159H75ZM75 160H74V161H75ZM132 160H133V159H132ZM244 160H245V159H244ZM253 160H254V159H253ZM5 161H6V160H5ZM7 161H8V159H7ZM17 161H19V160L17 159ZM36 161H37V159H36ZM49 161H50V160H49ZM55 161H56V160H55ZM57 161H58V160H57ZM98 161H99V160H98ZM238 161H239V160H238ZM262 161H263V160H262ZM3 162H4V161H3ZM29 162H30V160H29ZM29 162H28V164H29ZM61 162H62V161H61ZM138 162H139V161H138ZM162 162H163V161H162ZM162 162H161V163H162ZM221 162H222V161H221ZM243 162H244V161H243ZM249 162H251V161H249ZM1 163H2V162H1ZM15 163L17 164V162H15ZM22 163H23V162H22ZM35 163H36V162H35ZM40 163H41V162H40ZM163 163L165 164L166 162H163ZM172 163H173V162H172ZM172 163H171V164H172ZM258 163H259V162H258ZM258 163H257V164H258ZM13 164H14V162H13ZM13 164H11V165H13ZM16 164H14V165H16ZM19 164H20V163H19ZM28 164H26V165L28 166ZM30 164H31V163H30ZM46 164H47V163H46ZM46 164H45V165H46ZM72 164H74V163H72ZM75 164H76V163H75ZM87 164H88V163H87ZM95 164H96V163H95ZM221 164H222V163H221ZM20 165H21V164H20ZM31 165H33V164H31ZM35 165H37V164H35ZM47 165H48V164H47ZM50 165H52V164H50ZM66 165H67V164H66ZM90 165H91V164H90ZM92 165H93V164H92ZM101 165H102V164H101ZM157 165H158V164H157ZM162 165H163V164H162ZM162 165H161V166H162ZM235 165H236V166H235ZM240 165H241V164H240ZM254 165H255V163H254ZM38 166H39V165H38ZM96 166H97V165H96ZM174 166H175V165H174ZM234 166H235L237 169H235ZM255 166H256V165H255ZM263 166H264V165H263ZM8 167H10V166H8ZM8 167H7V168H8ZM11 167H13V166H11ZM21 167H22V166H21ZM73 167H74V166H73ZM85 167H86V166H85ZM101 167H102V166H101ZM107 167H108V166H107ZM110 167H111V166H110ZM121 167H122V166H121ZM163 167H164V165H163ZM245 167H246V166H245ZM245 167H244V168H245ZM249 167H250V165H249ZM257 167H258V166H257ZM1 168H2V167H1ZM4 168H5V167H3L2 169H4ZM19 168H20V167H19ZM32 168H33V166H32ZM38 168L40 169V167H38ZM43 168H44V167H43ZM83 168H84V166H83ZM103 168H104V167H103ZM151 168H153V166H152ZM155 168H156V166H155ZM158 168H159V167H158ZM224 168H223V169H224ZM240 168H241V167H240ZM254 168H255V167H254ZM8 169H9V168H8ZM22 169H23V168H22ZM29 169L31 170L30 166H29ZM52 169H53V168H52ZM52 169H51V170H52ZM58 169H59V168H58ZM74 169H75V168H74ZM90 169H91V168H90ZM98 169H99V168H98ZM98 169H97V170H98ZM106 169H107V168H106ZM121 169H122V168H121ZM141 169H143V168H141ZM149 169H150V168H149ZM159 169H160V168H159ZM170 169H171V168H170ZM221 169H222V167H221ZM227 169H228V170H227ZM252 169H253V168H252ZM257 169H258V168H257ZM257 169H256V171H257ZM0 170H1V169H0ZM10 170H12V169H10ZM15 170H16V169H14L13 171H15ZM36 170H37V169H36ZM36 170H35V171H36ZM51 170H50V172H51ZM54 170H55V169H54ZM64 170H65V169H64ZM76 170H77V169H76ZM94 170H95V168H94ZM97 170H96V171H97ZM100 170H101V169H100ZM139 170H140V169H139ZM151 170H152V169H151ZM165 170H166V169H165ZM2 171H3V170H2ZM7 171H8V170H7ZM20 171H22V170H20ZM43 171H44V170H43ZM45 171H46V170H45ZM47 171H48V170H47ZM120 171H121V170H120ZM167 171H168V170H167ZM167 171H165V172H167ZM170 171H171V170H170ZM174 171H175V170H174ZM252 171H253V170H252ZM4 172H6V171L4 170ZM23 172H24V169H23ZM28 172H29V171H28ZM28 172H26V173H28ZM31 172H32V171H31ZM37 172H38V171H37ZM71 172H72V171H71ZM76 172H77V171H76ZM82 172H83V171H82ZM103 172H104V171H103ZM123 172H124V171H123ZM232 172H233V171H232ZM236 172H235V173H236ZM254 172H255V171H254ZM53 173H54V172H53ZM59 173H60V172H59ZM61 173H62V171H61ZM65 173H66V172H65ZM68 173H69V172H68ZM68 173H67V174H68ZM100 173H101V172H100ZM119 173H120V172H119ZM146 173H147V171H146ZM222 173H223V172H222ZM225 173H226V172H225ZM225 173H224V174H225ZM228 173H229L228 175H230V172H228ZM256 173H255V174H256ZM24 174H25V172H24ZM57 174H58V173H57ZM104 174H105V173H104ZM106 174H108V172H107ZM160 174H161V173H160ZM237 174H236V175H237ZM0 175H2L1 172H0ZM4 175H6V174H4ZM19 175H20V174H19ZM26 175H27V174H26ZM37 175H38V174H37ZM49 175H50V174H49ZM52 175H53V174H52ZM98 175H99V174H98ZM110 175H111V174H110ZM140 175H141V174H140ZM142 175H144V173H143ZM154 175H155V174H154ZM171 175H172V174H171ZM174 175H175V174H174ZM220 175H221V174H220ZM226 175H227V174H226ZM35 176H36V175H35ZM41 176H42V175H41ZM56 176H57V175H56ZM60 176H61V175H60ZM68 176H69V175H68ZM95 176H96V174H95ZM102 176H103V175H102ZM108 176H109V175H108ZM111 176H114V175H111ZM119 176H120V174H119ZM148 176H149V175H148ZM246 176H247V175H246ZM252 176H253V175H252ZM254 176H255V175H254ZM263 176H264V175H263ZM11 177H12V176H11ZM29 177H30V176H28V178H29ZM36 177H37V176H36ZM64 177H65V176H64ZM87 177H88V176H87ZM104 177H106V176H104ZM139 177H140V176H139ZM149 177H150V176H149ZM155 177H156V176H155ZM219 177H221L222 179L219 178ZM235 177H236V176H235ZM34 178H35V177H34ZM62 178H63V177H62ZM98 178H100V177H98ZM133 178H134V176H133ZM233 178H234V177H233ZM249 178H250V176H249ZM47 179H48V178H47ZM63 179H64V178H63ZM65 179H66V178H65ZM89 179H90V178H89ZM140 179H141V178H140ZM146 179H147V178H146ZM146 179H145V181H146ZM174 179H175V178H174ZM130 180H131V178L129 179V181H130ZM148 180H149V179H148ZM167 180H168V179H167ZM167 180H166V181H167ZM219 180H221L222 182L219 181ZM69 181H70V180H69ZM71 181H72V180H71ZM86 181H87V180H86ZM105 181H106V180H105ZM117 181H118V179H117ZM135 181H136V180H135ZM135 181H134V182H135ZM140 181H141V180H140ZM163 181H164V180H163ZM190 181H191V182H190ZM48 182H49V181H48ZM54 182H55V181H54ZM57 182H58V181H57ZM83 182H84V181H83ZM106 182H107V181H106ZM109 182H110V181H109ZM118 182H119V181H118ZM118 182H117V184H118ZM151 182H152V181H151ZM159 182H160V181H159ZM218 182H221L220 185L223 184V185H222V188H223V190H224V194H225V195L222 196L221 200L218 199V198H216V197H214V196L212 195V192H211L210 189H209V186H213L212 184H217ZM261 182H262V181H261ZM62 183H64V182H62ZM67 183H68L67 185L70 184L69 182H67ZM74 183H75V181H74ZM79 183H80V182H79ZM84 183H85V182H84ZM88 183H89V181H88ZM92 183H95V182H92ZM103 183H104V182H103ZM123 183H124V182H123ZM164 183H165V182H164ZM37 184H38V183H37ZM51 184H52V183H51ZM86 184H87V183H86ZM108 184H110V183H108ZM115 184H116V183H115ZM146 184H147V183H146ZM160 184H161V183H160ZM165 184H166V183H165ZM191 184H192V185H191ZM210 184H211V185H210ZM34 185H35V183H34ZM67 185H66V186H67ZM70 185H71V184H70ZM70 185H69V186H70ZM88 185H89V184H88ZM99 185H100V184H99ZM106 185H107V183H106ZM123 185H124V184H123ZM139 185H140V184H139ZM167 185H168V184H167ZM169 185H170V184H169ZM263 185H264V184H263ZM32 186H33V185H32ZM37 186H38V185H37ZM50 186H51V185H50ZM60 186H61V185H60ZM60 186L57 188V190L59 189L58 191L62 192V193L64 194V196L66 195V198H67L68 196H71L72 194H74V190H75V189H73V188H71V187H68V186H67V187H68V188H67L65 185H63V186H65V187H60ZM71 186H72V185H71ZM74 186H75V185H74ZM81 186H82V185H81ZM94 186H95V185H94ZM97 186H98V185H97ZM125 186H127V185H125ZM143 186H144V184H143ZM152 186H153V185H152ZM158 186H159V185H158ZM13 187H14V186H13ZM89 187H90V186H89ZM120 187H121V186H120ZM120 187H119V188H120ZM123 187H124V186H123ZM134 187H135V186H134ZM141 187H142V186H141ZM150 187H151V186H150ZM160 187H161V186H160ZM216 187L218 188V186H216ZM0 188H1V187H0ZM7 188H8V187H7ZM27 188H28V187H27ZM54 188H55V187H54ZM107 188H108V187H107ZM107 188H106V189H107ZM116 188H117V187H116ZM145 188H146V187H145ZM167 188H168V186H167ZM222 188H221V189H222ZM245 188H246L247 191H245ZM255 188H254V189H255ZM21 189H22V188H21ZM76 189H77V187H76ZM110 189H111V188H109V191H110ZM168 189L171 190V188H168ZM172 189H173V188H172ZM198 189H200V190H198ZM26 190H27V189H26ZM86 190H87V189H86ZM95 190H96V189H95ZM104 190H105V189H104ZM117 190H118V189H117ZM151 190H152V189H151ZM151 190H149V191H151ZM251 190H253V189H251ZM42 191H43V190H42ZM42 191H41V192H42ZM101 191H102V190H101ZM109 191H108V192H109ZM163 191H164V190H163ZM55 192H56V191H55ZM72 192H73V193H72ZM91 192H92V191H91ZM110 192H111V191H110ZM110 192H109V193H110ZM116 192H117V191H116ZM125 192H127V191L125 190ZM125 192H124V193H125ZM174 192H175V191H174ZM262 192H263V191H262ZM53 193H54V192H53ZM58 193H59V192H58ZM66 193H67V194H66ZM71 193H72V194H71ZM76 193H77V192H76ZM76 193H75V195H76ZM93 193H94V191H93ZM97 193H98V192H97ZM102 193H104V192H102ZM119 193H120V191H119ZM128 193H129V192H128ZM134 193H135V191H134ZM134 193H132V195H134ZM146 193H147V192H146ZM159 193H160V192H159ZM162 193L164 194V193H166V192H162ZM248 193H250V194H248ZM48 194H49V193H48ZM63 194H62V195H63ZM77 194H78V193H77ZM79 194H80V193H79ZM83 194H84V193H83ZM91 194H92V193H91ZM107 194H108V193H107ZM166 194H167V193H166ZM45 195H46V194H45ZM108 195H109V194H108ZM128 195H129V194H128ZM156 195H157V194H156ZM160 195H161V193H160ZM168 195H169V194H168ZM168 195H167V196H168ZM184 195H187V197H185ZM211 195H212V196H211ZM214 195H216V193H215ZM242 195H244V196H242ZM248 195H250L251 197L248 196ZM46 196H47V195H46ZM51 196H52V195H51ZM80 196H82V195H80ZM84 196H85V195H84ZM105 196H107V195H105ZM161 196L164 197L163 195H161ZM161 196H160V197H161ZM90 197H93V194H92V196H90ZM99 197H100V195H99ZM115 197H116V195H115ZM117 197H118V196H117ZM132 197H133V196H132ZM149 197H150V196H149ZM153 197H154V195H153ZM34 198H35V196H34ZM64 198H65V197H64ZM64 198H62V199L64 200ZM70 198H71V197H70ZM70 198H69L68 200H70ZM109 198H110V197H109ZM136 198H137V197H136ZM151 198H152V197H151ZM166 198H167V197H166ZM168 198H169V197H168ZM263 198H264V197H263ZM45 199H47V198H44V200H45ZM89 199H90V198H89ZM89 199H87V200H89ZM93 199H94V198H93ZM95 199H96V198H95ZM116 199H117V198H116ZM130 199H132V198L130 197ZM130 199H129V201H130ZM152 199H153V198H152ZM37 200H38V199H37ZM44 200H43V201H44ZM52 200H53V199H51V201H52ZM65 200H66V199H65ZM68 200H67V201H68ZM87 200H85V201H87ZM98 200H99V198H98ZM113 200H114V199H113ZM137 200H138V199H137ZM142 200H143V199H142ZM163 200H165V198H164ZM173 200H174V199H173ZM245 200H244V201H245ZM59 201H60V200H59ZM67 201H66V202H67ZM85 201H84V202H85ZM90 201H91V200H90ZM118 201H119V200H118ZM143 201H144V200H143ZM170 201H171V199H170ZM174 201H175V200H174ZM244 201H243V203L245 204V206H247L246 201H245V202H244ZM253 201H254V202H253ZM26 202H27V201H26ZM57 202H58V201H57ZM62 202H63V201H61L60 203H62ZM64 202H65V201H64ZM68 202H69V201H68ZM68 202H67V204H69ZM71 202H72V201H71ZM130 202H131V201H130ZM130 202H129V203H130ZM134 202H135V201H134ZM160 202H161V201H160ZM162 202H164V201H162ZM162 202H161V203H162ZM241 202H242V201H241ZM22 203H23V202H22ZM30 203H31V201H30ZM36 203H37V202H36ZM46 203H47V202H46ZM49 203H50V202H49ZM51 203H52V202H51ZM51 203H50V204H51ZM89 203H90V202H89ZM89 203H88V204H89ZM91 203H93V202H91ZM110 203H111V202H110ZM115 203H116V202H115ZM118 203H119V202H118ZM121 203H122V202H121ZM137 203H138V202H137ZM139 203H140V202H139ZM41 204H42V203H41ZM41 204H40V205H41ZM47 204H48V203H47ZM70 204H72V203H70ZM70 204H69V205H70ZM93 204H94V203H93ZM111 204H112V203H111ZM111 204H109V205H111ZM119 204H120V203H119ZM158 204H159V203H158ZM162 204H163V203H162ZM164 204H163V205H164ZM25 205H26V204H25ZM33 205H34V204H33ZM36 205H37V204H36ZM62 205H63V204H62ZM80 205H81V203H79V206H80ZM85 205H86V204H85ZM106 205H107V204H106ZM122 205H123V204H122ZM133 205H136V204H133ZM163 205H162V206H163ZM11 206H12V205H11ZM11 206H10V207H11ZM19 206H20V205H19ZM30 206H31V204H30ZM47 206H48V205H47ZM55 206H57V205H55ZM60 206H61V205H60ZM70 206H71V205H70ZM74 206H75V205H74ZM95 206H96V205H95ZM101 206H102V205H101ZM126 206H127V205H126ZM139 206H140V205H139ZM157 206H158V205H157ZM173 206H174V207H173ZM5 207H6V205H5ZM10 207H9V208H10ZM12 207H13V206H12ZM12 207H11V208H12ZM16 207H17V206H16ZM16 207L14 208L15 210H16ZM23 207H24V206H23ZM49 207H50V206H49ZM62 207H64V205H63ZM67 207H68V206H67ZM77 207H78V206H77ZM80 207H81V206H80ZM80 207H79L78 209H81ZM103 207H104V206H103ZM103 207H102V208H103ZM112 207H113V205H112ZM116 207H117V206H116ZM122 207H123V206H122ZM135 207H136V206H135ZM140 207H142V206H140ZM152 207H153V206H152ZM255 207H256V206H255ZM9 208H8V209H9ZM46 208H47V207H46ZM68 208H69V207H68ZM74 208H76V207H74ZM85 208H86V207H85ZM88 208H89V205H88ZM88 208H87V209H88ZM96 208H97V207H96ZM98 208H99V206H98ZM105 208H106V207H105ZM114 208H115V207H114ZM117 208H118V207H117ZM130 208H131V207H130ZM154 208H155V207H154ZM154 208H153V209H154ZM156 208H158V207H156ZM156 208H155V209H156ZM246 208H248V207H246ZM246 208H244V209H246ZM3 209H4V208H3ZM3 209H1V207H0V211L3 210ZM78 209H76V210H78ZM99 209H100V208H99ZM144 209H145V208H144ZM5 210H6V209H5ZM74 210H75V209H74ZM82 210H83V209H82ZM92 210L94 211V209H92ZM100 210H101V209H100ZM241 210H242V208H241ZM247 210H248V209H247ZM256 210H257V209H256ZM10 211H11V210H10ZM12 211H13V209H12ZM12 211H11V212H12ZM88 211H91V210H88ZM97 211H98V210H97ZM132 211H133V210H132ZM242 211H243V210H242ZM11 212H10V213H11ZM102 212H103V211H102ZM117 212H118V210H117ZM141 212H142V211H141ZM149 212H150V211H149ZM203 212H202V213H203ZM1 213H2V212H1ZM1 213H0V214H1ZM5 213H6V211H5ZM13 213H14V212H13ZM74 213H75V212H74ZM90 213L92 214V212H90ZM118 213H119V212H118ZM163 213H164V212H163ZM204 213H203V214H204ZM240 213H241V212H240ZM240 213H239V214H240ZM8 214H9V213H8ZM101 214H102V213H101ZM154 214L157 215V212L154 213ZM175 214H176L177 217L175 216ZM190 214H191V215L193 214L192 217L190 216ZM203 214H201V215H203ZM244 214H245V213H244ZM244 214H242V215H244ZM246 214H247V213H246ZM1 215H3V213H2ZM11 215H12V214H11ZM116 215H117V214H116ZM221 215H222V213H221ZM255 215H256V214H255ZM7 216H9V215H7ZM7 216H6V217H7ZM123 216H124V215H123ZM141 216H143V215H141ZM188 216H189V218L186 219ZM198 216H199V215H198ZM203 216H204V215H203ZM203 216H202V217H203ZM3 217H5V216H3ZM136 217H137V216H136ZM138 217H139V215H138ZM190 217H191V218H190ZM220 217H221V216H220ZM222 217H223V216H222ZM230 217H229V218H230ZM243 217H244V216H243ZM247 217H248V216H247ZM250 217H252V216H250ZM151 218H152V217H151ZM154 218H155V217H154ZM154 218H152V219H154ZM164 218H163V219H164ZM166 218H167V219H166ZM193 218H195V217H193ZM214 218H215V217H214ZM229 218H228V219H229ZM240 218H242V216H241ZM257 218H258V217H257ZM78 219H79V218H78ZM126 219L128 220V218H126ZM136 219H137V218H136ZM136 219H135V220H136ZM138 219H139V218H138ZM189 219H190L191 221H188ZM209 219H210V217H209ZM225 219H226V217H225ZM234 219H233V220H234ZM243 219H244V218H243ZM250 219H251V218H250ZM29 220H30V219H29ZM37 220H38V221H42V223H43V221H44V225H45V223H47V225H49L50 223H53V222H56V223L64 222V223H65V221H63L62 219H58L57 221H53V218H52V219H45V220H44V219H42V220L37 219ZM85 220H86V219H85ZM99 220H100V219H99ZM111 220H112V219H111ZM130 220H131V219H130ZM154 220H155V219H154ZM161 220H162V219H161ZM195 220H196V219H195ZM230 220H232V219H230ZM6 221H8V223H11V224H9V225H13V224H15V223L17 224V223L19 222V220L14 219V218H12V217L7 218ZM6 221H5V222H6ZM67 221H68V220H67ZM121 221H122V220H121ZM146 221H147V219H144V221L142 222V225H144V224L146 225ZM148 221H149V219H148ZM156 221H157V220H156ZM193 221H194V219H193ZM206 221H207V220H206ZM208 221H209V220H208ZM212 221H213V220H212ZM217 221H218V223L220 222L219 220H217ZM21 222H23V219H22ZM21 222H20V223H21ZM49 222H50V223H49ZM99 222H101V220H100ZM104 222H105V221H104ZM129 222H130V221H129ZM129 222H128V223H129ZM140 222H141V221H140ZM140 222H139V223H140ZM153 222H154V221H153ZM188 222H189L190 224H189ZM223 222H224V221H223ZM250 222H251V221H250ZM2 223H3V221H2V222L0 221V224H1V225H2ZM136 223H137V222H136ZM147 223H148V222H147ZM195 223H196V222H195ZM233 223H234V222H233ZM16 224H15V225H16ZM40 224H41V223H40ZM40 224H39V225H40ZM71 224H72V223H71ZM104 224H105V223H104ZM106 224H107V222H106ZM132 224H134V222H133ZM140 224H141V223H140ZM204 224H205V223H204ZM204 224H203V225H204ZM211 224H212V223L210 222V225H211ZM6 225H7V223H6ZM6 225H5V226H6ZM50 225H51V224H50ZM113 225H114V224H113ZM125 225H126V224H125ZM130 225H131V224H130ZM205 225H207V224H205ZM215 225H217V224H215ZM226 225H227V224H226ZM242 225H243V224H242ZM23 226H24V225H23ZM114 226H115V225H114ZM136 226H137V225H136ZM153 226H154V224H153ZM208 226H209V224H208ZM230 226H231V225H230ZM9 227H12V226H9ZM13 227H16V226L13 225ZM29 227H30V226H29ZM126 227H127V226H126ZM149 227H150V225H149ZM115 228H116V227H115ZM115 228H114V229H115ZM129 228H130V227H129ZM132 228H133V227H132ZM132 228H131V229H132ZM156 228H157V226H156ZM156 228H155V229H156ZM226 228H227V227H226ZM245 228H246V227H245ZM0 229H1V228H0ZM48 229H50V228H48ZM105 229H106V228H105ZM118 229H119V228H117V230H118ZM127 229H128V228H127ZM127 229H126V230H127ZM141 229H142V228H141ZM141 229H140V230H141ZM146 229H147V227H146ZM149 229H151V228H149ZM158 229H159V228H158ZM160 229L157 231V233H159ZM209 229H212V228H209ZM3 230H4V229H3ZM44 230H45V232H46V229H45V228H44ZM44 230H41L42 233L44 232ZM115 230H116V229H115ZM115 230H114V231H115ZM133 230H134V229H133ZM135 230H136V229H135ZM137 230H138V229H137ZM140 230H139V232H140ZM144 230H145V229H144ZM144 230H143V231H144ZM147 230H148V229H147ZM147 230H146V232H148ZM156 230H157V229H156ZM189 230H190V231L195 230V231L198 232V233L195 234V232L193 231V234H194V235H193V238L191 237V236H192V235H191L190 238H189V240H188L187 236H188L189 234L186 235V233H187ZM207 230H208V229H207ZM242 230H243V229H242ZM246 230H247V229H246ZM47 231H48V230H47ZM118 231H119V230H118ZM122 231H123V228H122ZM128 231H130V230H128ZM143 231H142V232H143ZM190 231H189V232H190ZM200 231H201V233H200ZM205 231H206V230H205ZM210 231H211V230H210ZM243 231H244V230H243ZM0 232H1V231H0ZM64 232H65V231H64ZM88 232H89V231H88ZM116 232H117V231H116ZM116 232H115V233H116ZM123 232H124V231H123ZM139 232H138V233H139ZM206 232H207V231H206ZM248 232H249V231H248ZM19 233H20V232H19ZM47 233H50V232H47ZM47 233H45V234H40V235H39V238H41V239H43V238H49V237H52L53 234H54V233H53L52 235H51V234L48 235ZM51 233H52V232H51ZM81 233H82V232H81ZM81 233H79V234H81ZM85 233H86V232H85ZM105 233H106V232H105ZM112 233H113V232H112ZM121 233H122V232H121ZM148 233H149V232H148ZM148 233H147V235H148ZM210 233H211V232H210ZM210 233H209V234H210ZM239 233H240V232H239ZM242 233H243V232H242ZM9 234H10V232H9ZM11 234H13V233L11 232ZM15 234H16V233H15ZM22 234H23V233H22ZM25 234H26V233H25ZM28 234H29V233H28ZM31 234H32V231L30 232V235H31ZM38 234H39V233H38ZM38 234L35 233V235H38ZM86 234H87V233H86ZM86 234H85V235H86ZM92 234H93V233H92ZM127 234H128V233H127ZM136 234H137V233H136ZM139 234H141V233H139ZM154 234L156 235V232H154ZM224 234H225V233H224ZM240 234H241V233H240ZM30 235H28L27 238L30 237ZM35 235H34V236H35ZM67 235H68V234H67ZM85 235H83V236H85ZM101 235H102V234H101ZM117 235H119V233H117ZM168 235H169V238H166L165 236H168ZM221 235H222V234H221ZM236 235H237V234H236ZM81 236H82V235H81ZM89 236H91V235H89ZM93 236H95V235H93ZM96 236H97V235H96ZM96 236H95V237H96ZM113 236H114V235H113ZM125 236H126V235H125ZM128 236H129V234H128ZM137 236H138V235H137ZM151 236H152V235H151ZM212 236H213V235H212ZM212 236H211V237H212ZM248 236H249V234H248ZM248 236H246V237L248 238ZM8 237H7V238H8ZM31 237H32V236H31ZM55 237H56V236H55ZM55 237L53 236L52 240H53ZM79 237H80V236H79ZM102 237H103V236H102ZM114 237H116V235H115ZM120 237H121V235H119L118 237H116V239H118V238H120ZM135 237H136V236H135ZM147 237H148V236H147ZM156 237H157V236H156ZM156 237H154V238H156ZM164 237H165L166 239H165ZM185 237H186L187 239H186ZM201 237H202V235H201ZM201 237H200V238H201ZM204 237H205V235H204ZM204 237H203V238H204ZM208 237H210V236H208ZM221 237H222V236H221ZM225 237H226V236H225ZM16 238H17V237H16ZM19 238H20V237H18V241L21 240V239H19ZM24 238H25V237H24ZM81 238H82V237H81ZM84 238H86V239H85L86 241H84V242H88L87 239H88V240H92L91 237H88V236H85ZM84 238H83V240H84ZM126 238H127V237H126ZM137 238H138V237H137ZM200 238H199V239H200ZM206 238H207V237H206ZM251 238H252V237H251ZM30 239H31V238H30ZM97 239H98V238H97ZM120 239H121V238H120ZM134 239H135V238H134ZM169 239H170V240H169ZM209 239H210V238H209ZM253 239H254V238H253ZM261 239H262V238H261ZM35 240H36V239H35ZM35 240L32 241V242L34 243ZM52 240H50V241H52ZM93 240H94V239H93ZM132 240H133V239H132ZM202 240H203V239H202ZM205 240H206V239H205ZM220 240H221V239H220ZM239 240H240V239H239ZM21 241H22V240H21ZM24 241H25V240H24ZM29 241H31V240H29ZM37 241H38V240H37ZM39 241H41V240H39ZM39 241H38V242H39ZM70 241H71V240H70ZM70 241H69V242H70ZM100 241H101V240H100ZM102 241H103V239H102ZM154 241H155V240H154ZM209 241H210V240H209ZM223 241H224V240H223ZM254 241H255V240H254ZM89 242H90V241H89ZM119 242H120V241H119ZM127 242H128V241H127ZM138 242H139V241H138ZM145 242H146V241H145ZM152 242H153V241H152ZM152 242H151V243H152ZM193 242L195 243V242H197V241H193ZM193 242H192V244H193ZM200 242H201V241H200ZM207 242H208V241H207ZM207 242H206V243H207ZM241 242H242V241H241ZM255 242H256V241H255ZM41 243H44V242H41ZM51 243H52V242H51ZM108 243H109V242H108ZM133 243H134V241H133ZM201 243H202L203 245L205 244V243H203V242H201ZM211 243H212V242H211ZM245 243H247V241H245ZM252 243H253V242H252ZM28 244H30V242H28ZM66 244H67V243H66ZM139 244H140V245H139ZM159 244H160V245H159ZM241 244H242V243H241ZM241 244H240V245H241ZM50 245H51V244H50ZM63 245H64V244H63ZM81 245H82V244H81ZM81 245H80V246H81ZM153 245H154V244H153ZM153 245H152V246H153ZM195 245H196V244H195ZM203 245H199V246H201L202 248H204L205 246H203ZM248 245H249V244H248ZM30 246H31V245H30ZM92 246H93V245H92ZM133 246H134L135 248H134ZM209 246H210V245H209ZM211 246H212V245H211ZM224 246H225V244H224ZM233 246H234V245H233ZM237 246H238V245H237ZM190 247H191V246H190ZM201 247H199V248H201ZM217 247H218V246H217ZM244 247H245V246H244ZM248 247H249V246H248ZM260 247H261V246H260ZM28 248H29V246H28ZM153 248H154V249H153ZM230 248H233V247H232V244H231ZM230 248H229V249H230ZM246 248H247V247H246ZM246 248H245V249H246ZM249 248H250V247H249ZM20 249H21V250H20ZM51 249H52V251H50ZM208 249H209V248H208ZM216 249H217V248H216ZM219 249H220V248H218V251H220ZM239 249H240V248H239ZM245 249H244V250H245ZM260 249H261V248H260ZM194 250H195V249H194ZM202 250H203V249H202ZM210 250L212 251V249H210ZM214 250H215V249H214ZM214 250H213V251H214ZM221 250H223V249H221ZM192 251H193V250H192ZM199 251L201 252V250H198L197 252H199ZM259 251H260V250H259ZM215 252H217V251L215 250ZM215 252H212V253L215 254ZM247 252H248V251H247ZM250 252H251V249H250ZM261 252H262V251H261ZM176 253H177V254H176ZM187 254H188V253H187ZM192 254H193V253H192ZM197 254H198V253H194L192 256L194 257V256H196ZM205 254H206V253H205ZM216 254H217V253H216ZM248 254H249V253H248ZM256 254H258V253H256ZM172 255L174 256L173 258H171ZM207 255H208V254H207ZM239 255H240V254H239ZM178 256L176 257V259H178ZM198 256H199V254H198ZM214 256H215V255H214ZM221 256H223V255H221ZM256 256H257V255H256ZM244 257H245V256H244ZM253 257H254V256H253ZM170 258H171V259H170ZM188 258H189V256H188ZM212 258H213V257H212ZM218 258H219V257H218ZM223 258H224V257H223ZM214 259H215V258H214ZM203 260H204V259H203ZM209 260H210V259H209ZM209 260H208L207 262H209ZM211 260H212V259H211ZM215 260H216V259H215ZM215 260H214V261H215ZM233 260H234V259H233ZM253 260H254V259H253ZM171 261L174 262V263H172ZM217 261H218V260H217ZM218 262H220V260H219ZM221 262H222V261H221ZM224 262H225V260H224ZM227 262H228V261H227ZM242 262H243V261H242ZM252 262H253V261H252ZM262 262H263V260H262ZM213 263H214V262H213ZM225 263H226V262H225ZM249 263H250V262H249ZM223 264H224V263H223ZM250 264H251V263H250Z\"/></svg>",
    "mask_w": 264,
    "mask_h": 264
}]
</instances>
